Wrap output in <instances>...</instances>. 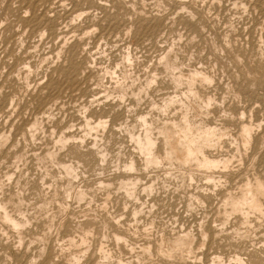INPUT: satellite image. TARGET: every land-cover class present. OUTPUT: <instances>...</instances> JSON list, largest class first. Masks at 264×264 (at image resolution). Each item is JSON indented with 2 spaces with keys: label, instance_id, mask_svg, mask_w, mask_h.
<instances>
[{
  "label": "rangeland",
  "instance_id": "rangeland-1",
  "mask_svg": "<svg viewBox=\"0 0 264 264\" xmlns=\"http://www.w3.org/2000/svg\"><path fill=\"white\" fill-rule=\"evenodd\" d=\"M194 1H195V3L197 2V4L199 3V6L197 4H195ZM237 1H239V2L236 3ZM240 1H242V0H231V1L230 0H183L181 2H178V0H122V1L121 0H56V1L55 0H38V2H37V0H36V1H32V4H31V3H29L30 0H28V1L27 0H0V22H1L0 23V101H1L0 102V104H1L0 105V133L4 132L3 135L6 133L5 136H7V141L9 140L5 144L0 145V178H1L0 181L4 182V185H5L3 187V191L4 190L7 192L9 191L8 193L10 194V196L8 193H7L8 195L6 194L8 197L13 196V195H11L12 193H10L11 191L15 192V195L18 193L17 196L20 194V198H22V200L25 201V202L23 201V205L24 204L25 205L22 206L23 207L22 211L28 217L32 216L31 213L33 214L34 212H36V211L38 212L41 209V211L38 212L39 214H37V212L33 214L34 215L33 219L34 218L35 219L34 220L32 219V220L34 222L33 223L31 222L29 231L28 232L26 231L24 233L25 236H23L24 237L23 241H25V243L23 242L22 245H18V243L16 241L17 238H14L16 236L13 235L11 237L12 233L9 230H8V232H10V233H8V234L9 235L11 234V235L10 236L6 235L5 232H7V230L3 229L6 227L2 226L0 224V227L2 226L0 228L1 229L0 232H2V229L4 231V234L0 233V236L5 238V240L2 239L3 241H0V251H2L0 253V257H1L0 258L1 259L0 264H9L12 262V260L14 261V262H12L13 264H16V263L23 264L22 262H24L25 264H32V263H34V264L35 263H37V264H39V263L45 264L46 263L47 264L48 261H49L48 264H54V263L58 264V262L60 260H61V262H59V264H61V263L64 264V259H65L64 256H66V254H67V250H66L67 247L66 246H68V244H70V242L72 241L71 239L74 238L71 245L74 244L76 246L73 245L74 246V249H73V248H71L73 246L69 245L70 249H73V251L68 249L69 253L67 255H69L72 252L75 253L76 251L78 252L79 250H82V248H84V246L81 245L80 242H78V241H80L79 238H83V236H88V239L90 236H91L90 238H93L92 240L89 239V241H92L91 243L89 242L90 246L92 245V247H89V248H93L96 240H102L104 247L106 249H108L113 254V259H115L119 254V256L122 257L124 260L130 261V262L132 261L131 262L132 264H134V263L135 264H153L154 262H155L154 264H160V263L161 264H169V263L172 264V262H173V264H180V263L182 264V262L184 263V261H182L179 256L172 257L174 259L168 258L166 260L165 259L166 257H163L156 252V248H157V245L159 244V241H160L159 239H161V237L164 238V236H165L168 239L174 240L175 237L180 235V233H181V235L182 234L184 235L187 231L193 232L194 236L198 239V240L196 239L194 242V244H195L194 249H197V251H195V252H198V251L200 252V254H199V252L197 254H199L200 255L199 257H201L200 262H202V260H203L202 264L204 263V261H205V263L209 264V262H208L209 260H210V264H211V256H210V259H208L209 253H210V255H212L211 253H213V255L219 254V256L222 258L224 264H228L229 262L231 264H233V261L235 264V260L232 259L235 256H239L240 258L243 257L242 258L243 260H245V258H246L247 261L249 259L250 260L249 263L251 262L253 264H258V263L260 264L258 256L260 257V255H261L262 256L261 258L262 259L264 258V217L258 216L259 217V219H258L256 214L255 215L253 214V216L251 214L250 215L251 218L249 217V220L252 219L254 216L256 218H254L255 221L252 219V220H250V222H248V223L246 222V224L248 225L247 226L245 224L244 220H242V218L239 216V214H233V216L231 215L229 217V219L226 221V224H224L225 220H224L223 215H221L220 213L218 214V212H220V211H217V210L219 209V205L221 204L220 199L223 195H219V194H221V192L217 188L219 186L223 187L224 184H222V183L225 182L224 179H226V177L225 178L223 177L224 179L222 177L220 178V181L222 180L223 182L221 181L220 185L216 188V191H214L212 187L210 188L209 186L205 185V184H207L206 183L207 181L203 178V176H201V173L199 174V172H197V171H195V174H199V175H196L197 177L192 182H189V181L183 182V180L181 181V179H180V177H182L180 175H182L183 171L176 164H173L174 166L173 165L167 166V163H163V165L157 167V169L153 168V167H152L153 169H151V167L146 168L144 166L143 156L139 152H136L137 149L135 150L136 147L134 145L133 140L131 139L132 134L135 135L136 132L137 133L141 132L142 126H139V125H141L139 115L145 116L147 114L145 117L147 118L148 121L151 120L150 122H152L153 124H154V122H156V124H160L161 122H164L163 120H165V119H166L165 121H168V122L172 121V120L179 121V119H180L179 116L181 114V112H180L181 109L179 110V108L181 107V105L182 106L185 105L186 102H191V101L194 102V100L197 103L203 101L202 103H199V104H201L205 110L203 109V111L201 113H199L198 115L196 114L197 116L193 115L191 118L193 120L195 119L194 121H196V122H201V123L203 122V124L205 122L206 125H210V126L214 125L215 127L218 126L217 128L220 129V131L222 133H224V137H223L224 140L222 139L223 143H221V145H220L223 147L217 148L218 150L216 148L215 149H208L209 152H207V153H209V155L215 156L217 158H224L225 157V158H230L229 160H231V158H232V160L230 161V162H232V163H230L231 166H228V167L233 168V171H231V172H234V173L231 174L232 176L227 177L230 179L229 180L227 179V181L225 183V187L228 188V186H229V190L231 192H235L238 190L239 186H241L245 183L244 181H246V178L247 179H254V176L255 177H257V176L261 177L262 175H259V174H262V173L264 175V158H263L264 157V142H263L264 141V138H263L264 137V133H263L264 129H260V128H264V9H263L264 8V0H261V1L260 0H243L242 2H240ZM249 1L251 3H249ZM177 2H178V4H177ZM186 2H187V4H186ZM189 2L192 3V5H190ZM241 3L243 5L245 3L246 4H245V6L242 5L243 8L240 9L241 6L239 7V5H241ZM42 4L44 6H42ZM235 4L238 8L235 6ZM186 5L191 10L187 9V7H185ZM194 6H195L196 10H200V12L198 11L199 13L197 11H194ZM201 6H202V8H201ZM203 6H205V8H203ZM262 9H263V11H262ZM30 10H32V11H30ZM201 10H202V12H201ZM194 12H195V14H194ZM189 14H190V16H189ZM192 18H193L194 24L190 20ZM30 20H32V21H30ZM185 20H188V22H186ZM189 21H191V22H189ZM157 28H159V29H157ZM10 29H11V31H10ZM62 32H63V34H62ZM80 36L82 37L81 39H83L81 42H79ZM62 41L64 44H62ZM67 41H69V42H67ZM73 41L76 43H74ZM61 45H63L62 46L63 48L60 47ZM257 46H258V48H257ZM59 48H60V51H59ZM82 48L84 49L83 52L85 54L82 52V50H83ZM236 48L238 50H236ZM170 49H171V51H170ZM172 51L175 52L174 53L175 55L177 52V55L175 56L172 53ZM67 53L69 55H67ZM165 53H166V55L164 56ZM127 54H129V56H127ZM80 55L82 58L80 57ZM87 55L88 56L91 55V56H89V58L90 57L91 58L87 59ZM169 55H170V57H169ZM177 56L179 59L177 58ZM67 57H68V59H67ZM162 57H167L171 61L177 62V63L174 62L177 65L176 66L177 69H175L173 71L174 74L176 72L177 73L180 72V70L182 71L183 74H185V73L188 74L193 70L194 71L195 70L200 71L199 69H201L203 74H208L209 76L208 75L207 76L209 78H212L213 80L210 79L208 81L209 82L208 85L207 84L201 85V83L199 81H197L195 88L198 89L196 91L197 93L198 92L203 93V91H204L205 94L203 93V95H205V96L208 95L207 97L210 98L211 102H209L208 105L206 103H204V101H205L204 99H206V97L203 96L201 93H198V97H192L193 99L191 98V96L189 97V95L187 93H185V92H187V89H188V85H185V84H187V83H185L186 81H183L184 83L183 82L181 83V86H185V87H181L180 84L175 85L171 81L172 75H170V73H167V71H165V69H163L164 66H163ZM174 57H175V59H174ZM79 58H81V60H79ZM83 58L86 59L87 61H85ZM159 58L161 59L160 62L162 64L159 62ZM176 59H178V60L176 61ZM62 60L63 61L65 60L64 63L67 60V63H65L66 65L62 62ZM89 60H93V62H91ZM179 60H181V61H179ZM88 61L91 63H94L95 66L93 64L92 65L94 66V70H97L98 74L95 71L93 73L92 72L93 69L90 70L89 68H86V69H89V70H87V72H89V73L84 72L86 70L85 67H86ZM82 63L84 65H82ZM131 63H133V64H131ZM237 63H239L241 66ZM55 64L56 65L59 64L57 66V67H60L59 70H58V68H56ZM78 64H79V66H78ZM207 64H208V66H207ZM67 65H69V66H67ZM97 65H99V66H97ZM49 67L50 68L52 67V68L50 69ZM78 67L80 68L81 71L78 70L79 69ZM82 67H84V69H83L84 71L82 70ZM156 67H160V68H158V72H161V73H157ZM54 68H56L57 70ZM49 69L51 71L53 70V72L55 71V75L53 72L51 73ZM24 70H26V71H24ZM82 71H83V73H82ZM106 71H107V73H106ZM152 71H154V72H152ZM22 73H23V75H22ZM57 73H59V76ZM84 74H86V75H84ZM148 74H150V75H148ZM156 74L157 75L160 74L157 76L159 78V80H158V78L156 79L154 77V76H156ZM91 75L92 76L94 75V76L91 78ZM99 75H102V76L99 77ZM121 75H124V76H121ZM53 76H54V78H53ZM72 76H74V77H72ZM96 76L99 78H97ZM111 76H112V78H111ZM146 76H149V77L151 76L152 77V78L150 77L151 79H153V77L155 78V79H153L152 83L149 84V86H146V83L149 79ZM81 77L83 78L82 80L80 79ZM124 77L125 78L127 77L128 79L127 78L124 79ZM69 78L70 79L72 78V79L70 80ZM96 78L99 80H97ZM115 78H116V81H115ZM66 79H68V80H66ZM145 79H147V80H145ZM151 79H149V80H151ZM49 80H50V82H48ZM80 80H81V82H80ZM156 80H157V82H156ZM97 81L99 84H97ZM131 81H132V83H131ZM60 82H61V84H60ZM90 82H91V84L93 83L94 85L93 84L90 85ZM144 82H146V83H144ZM24 83L26 84V86ZM47 83H49V84L45 85V87L47 88L46 89L43 86H44V84H47ZM17 84H19V85H17ZM139 84L142 85V88L145 86L144 87V88H146L145 91H143L141 93L138 92V90L140 89L139 87H141ZM153 84L155 86H153ZM124 85L126 87L125 88L126 90L123 88ZM199 85H201V86L199 87ZM88 86H90V87H88ZM119 86H121L124 89V90H122L123 91V97H122L123 100L121 99V102H119V100H120L119 99L120 94H118L119 91H118V89H117V91L115 89L116 87H119ZM172 86H174V88ZM176 86L177 87L179 86L180 88L179 87L177 88ZM206 86H208V87H206ZM61 87L63 88V91H62ZM86 87H87V89H86ZM135 88H136V90H134ZM41 89H42V91H41ZM43 89H45V90L43 91ZM112 89H113V91H112ZM37 90H38V92L40 90L39 95H37L38 94ZM206 90H207V92H210V94L206 93ZM45 91H47V93ZM58 91H60V92H58ZM146 91H148L150 93L148 94V92H146ZM125 93H126V95H125ZM211 93H212V95H211ZM56 94H57V96H56ZM71 94H72V96H71ZM88 94H90V95H88ZM143 94H145V95H143ZM182 94H184V95H182ZM142 95H143V98H142ZM176 95L178 96V98ZM60 96H62V97H60ZM103 96H105V98L106 97L107 98L105 99ZM186 96L189 98L187 99ZM91 97L97 98V99H93L95 101H92ZM99 97H103V99H105L106 102L104 100L102 101V99ZM200 97H201V99L202 98L203 99L201 100ZM168 98L169 99L174 98L176 100V102L174 100L175 103L174 102H173L174 104L171 103V105L169 107L170 109L167 108L168 111H166V113H165L164 111H161V109L163 108L162 106H165V103L167 102V100H169ZM184 98H185V100H183ZM198 98L200 99V101ZM212 98L213 99L215 98L214 99L215 101ZM98 99L101 100L102 102L99 101ZM117 99H119V100L117 101ZM132 99L135 100V103H133ZM140 99H142V100H140ZM186 99L189 101H186ZM88 100L90 102L92 101L94 104L92 102L90 103ZM212 100H213V103H212ZM181 101H182V104L180 103ZM113 102H116V103L118 102V103L116 104ZM105 103H107V104H105ZM119 104H121V105H119ZM122 104H123V107H122ZM85 105L86 106L88 105V107H86ZM159 105L162 108H160ZM173 105L175 108H177L176 111L174 110L175 108L173 107ZM89 106L91 107V109ZM177 106H180V107L178 108ZM48 108H50V109H48ZM82 108L84 109V111H82ZM92 109H94V110H92ZM177 110H179V111H177ZM110 111H112L113 113L115 112L114 115ZM206 111H208V112L206 113ZM116 112L118 114H116ZM174 112L176 114H174ZM48 114H50V117H52V120L48 116ZM203 114H205V115H203ZM84 115H85V118L83 117ZM34 116L35 117L37 116L38 119H37V117L35 118ZM87 116H88V118H87ZM172 117L174 119H172ZM99 118H100V120H107L106 121L107 127L105 128L107 130H105V129H104L105 131L100 130L101 132L98 131L96 134H95L94 130H92L89 133L87 130L85 131L84 128L88 129L85 125V119L88 120L89 122H92L91 125H93L94 123L97 122L96 121L97 119L99 120ZM168 118H170V119L168 120ZM199 118H200V121H199ZM35 119H37L40 122L41 125H39V126L40 127L42 126V127L40 130H37V129H39V128H37L36 129L37 131L32 130L33 131V133H32L31 128H29V127L32 126L31 123L33 122V120L35 121ZM41 119H43V120H41ZM240 119H242V120H240ZM119 120L121 121V123ZM238 121H239V123H241V122L250 123L252 121L250 124L253 126L254 131H252V134H251L252 140H251L250 146L251 145L255 146V143H256L257 150H256V147L252 148V146L251 147L248 146L247 150L245 149L243 152L242 149H244V148H242L243 146L241 147L242 138L238 137V134L240 135V131H239L240 127L239 126L241 125V124L239 125ZM82 122H84V123H82ZM254 122L257 124V126ZM257 122L259 123V125ZM119 124H121L123 126H121V125L119 126ZM156 124H154V125H156ZM83 126H85V127H83ZM123 127H124V129H123ZM256 127L257 128L259 127V128L257 129ZM108 128H109V130H108ZM127 130L130 132H128ZM258 130H260V131L263 130V131L260 132ZM62 131H63V133H66V136L70 135L69 137L67 136L68 137V141H67L68 145L66 144L67 147H64L65 149L64 148L59 149L58 148L59 146L56 145V143H55L57 138L61 134H63ZM84 131L87 132L86 135L84 134L85 133ZM92 132L94 133L95 136L92 134ZM103 132H104V134H103ZM2 133H1V135H2ZM49 133H51L52 136ZM63 135H65V134H63ZM100 135L103 137H101ZM229 135H231V136H229ZM257 135H259V136H257ZM80 136H82L81 139H80ZM261 136L263 138V139L260 138L262 141L258 138ZM53 137H55V138H53ZM71 137H73V138H71ZM83 137H85V138H83ZM51 138H52V140H51ZM102 138H103V140H101ZM108 139H109V141H108ZM257 139L259 141H257ZM93 140L95 142H97L95 144V145L98 144L97 146H95L94 143L89 144V142H94ZM52 141L55 144H53ZM69 141H71V143ZM240 141H241V143H240ZM76 142L77 143L79 142V145H77ZM132 142H133V146L131 144ZM261 142L263 144L262 146H260ZM9 143H11L12 146ZM81 144H83V146ZM86 144L90 145V146H87ZM80 145H81V147H80ZM99 145H103V146H99ZM6 146H8V147H6ZM72 146H73V148H72ZM236 146L239 147V149L238 148L235 149ZM258 146L261 147L262 149L261 148L259 149ZM9 147L11 150L9 149ZM53 147H54V149H52ZM55 147L57 148V150L55 149ZM70 147H71V149H69ZM88 147H92V148L89 149ZM63 149H64L65 153H67V150H68V152H70V151L71 152L69 153V155H68V153L64 154ZM93 149H94V151H93ZM97 149L98 150L99 149L100 150H103V149L106 150L107 149L108 151H110L111 155L108 154L109 153L108 151H106L108 157L106 155L105 161L103 162L100 160V156L99 155L96 156V154H95V151ZM165 149L166 148L160 144V140H159L157 153L161 156L162 154H164L165 151L163 152V150H165ZM7 150H9V151L7 152ZM124 150H125V152H124ZM237 150L240 152L238 153ZM252 150H253V152L256 151V153H253ZM47 151H55V152L57 151L58 153L57 152L56 153L58 154V157H59L58 159L60 161H63L67 164L73 163L72 165L74 167L76 166L75 168L78 167L79 169L77 168V170L79 171V174L80 173L81 174L78 175L77 179L70 180L72 183L70 182V184H69L68 183L69 178L65 174L64 169L60 165L55 166L57 164H52L51 162H49L47 160L50 164H52V165H50L52 167H49V163L47 161L44 160V163L42 162L43 161L42 159L39 161L40 153L43 156V153H46ZM85 152H86V154H85ZM243 153H245V154H243ZM9 155H12V156L9 157ZM41 155H40V157H41ZM63 155H65V156H63ZM241 155H243V156H241ZM35 156H37V158H39V159L37 160ZM83 156H84V158H82ZM87 156H89V157H87ZM92 157H94V159ZM87 158H91V160L87 159ZM131 158H132V160H134L137 169L132 171L133 173L132 172L126 173L124 170L125 160L127 162V161L131 160ZM18 159H20V160H18ZM27 159H29V160H27ZM139 159H142V160L140 161ZM67 160H69L70 162L69 161H68L69 163L66 162ZM123 160H124V163H123ZM90 161H92L91 163L93 164V166H91V164L90 165L88 164V163H90ZM94 161H95V164L97 163L98 165H95ZM238 161H239V163H238ZM45 162H47V163H45ZM122 163H123V165H120ZM43 164H45V165L48 164V165H46V167L48 166L47 167L48 169ZM165 164H166V166H165ZM94 165H95V167L101 165L104 168L101 169L102 167L100 166V168L95 169ZM90 166L92 168H90ZM142 166H144V167H142ZM170 167L172 170L170 169ZM239 167H241L240 170L238 169ZM144 168L146 171L144 170ZM229 168L228 169L226 168L225 170L230 171L231 168L230 169ZM44 169L47 171H45ZM93 170H95V171H93ZM120 170L123 172V174ZM238 170H239V172H237ZM48 172H50V173H48ZM7 173H9L11 175L13 173L14 176L16 174V177L18 179L15 177L16 181L13 183V181L15 180L14 178H12L13 175L11 176ZM120 173H121V175H120ZM50 174H51V176H50ZM17 175H19L20 178ZM40 175L42 177H40ZM235 175H237V176H235ZM198 176L201 178H199ZM9 177H11L12 179ZM128 177L129 178L138 177L139 178V185H142V186L145 183L146 184L153 183V192L152 193L154 194V196H151V195H153L152 193H149L150 195H146L147 193L139 190L138 193H143V195L142 194L138 195V200L133 199L132 200L133 202H132L130 199H128V201L130 203L132 202L134 204H132V203L129 204V202H124L123 201L124 199H122V196H121V192L123 189H121V187H119V185H120L119 183L121 182V180H123L124 178H128ZM167 177H169V178L171 177L170 179L168 178L170 181H168ZM263 177L264 176H262V178ZM7 178L9 180H7ZM23 179L27 180V184L25 182L23 183ZM37 179L40 180V182ZM152 179L155 181H153ZM6 180L8 181V183H10L12 181L11 183L13 185L5 182ZM28 180H30V182ZM34 180L38 181L37 183H35L36 186H35V184H33ZM163 180H166V182ZM263 180H264V178H263ZM19 181L21 182V184H19L20 183ZM36 181H34V182H36ZM163 182H165V183L162 184ZM181 182H183L184 184H182ZM15 184L16 185L18 184L19 186L18 185L15 186ZM28 184H29V186H28ZM32 184L34 185V187ZM51 184H53V185H51ZM67 184L69 186H67ZM107 184H109L108 185L109 187L105 186ZM165 184H166V186H165ZM190 184H191V186H190ZM8 185H10L9 187H11V185H12V187L9 189ZM41 185H47V186H41ZM55 185L59 189L54 188ZM102 185H104V186H102ZM182 185L185 186L183 189H181ZM20 186L21 187L24 186V187L21 188ZM99 186H101L100 190L96 189V188H99ZM142 186H140V187L142 188ZM164 186H165V188H164ZM42 187H44V188H42ZM102 187H104V190L102 189ZM107 187L110 189L109 192H108ZM117 187H119V190ZM187 187H189V189ZM141 188H139V189H141ZM155 188L158 190H156ZM196 188H197V191H196ZM202 188H203V190H202ZM54 189L57 190L58 194H56L57 192L54 191ZM81 189H82V191L86 190L84 193V197H83V199H80L79 197H77L78 199H76V196H78L77 191H79ZM174 189H176V190H174ZM208 189H210V190H208ZM17 190H19V191L17 192ZM65 190H67V191L65 192ZM117 190L119 191V193L117 192ZM20 191H22V192H20ZM87 191H89V192H87ZM154 191H156V192H154ZM201 191L207 192V194L206 193L203 194V192H201ZM210 191H211V193H209ZM63 192L65 194H63ZM5 193L6 192H4V195H5ZM172 193H174V194H172ZM215 193H216V195H215ZM107 194H109V195H107ZM192 194L193 195L194 194H201V195L205 196V199H203V203L194 202V206L193 205L190 206V208L192 209L191 210V209H189V206H187V204H185V203L188 202V199L190 198L189 195L191 196ZM4 195H3V197H4ZM55 195L59 196V197H55ZM65 195L67 198H65ZM182 195H184V196H182ZM7 196H5V198H7ZM53 196L55 198H52ZM144 196H147V197H144ZM90 197H91V199H90ZM152 197H153V200H152ZM156 197L158 199H155L156 200L155 201L154 198H156ZM144 198H145V200H144ZM63 199L65 200V202L63 201ZM49 200H51L53 204ZM104 200H105V202H104ZM116 200H118L119 202L118 201L116 202ZM120 200H121V202H120ZM177 200H179V201H177ZM55 201L56 202L59 201L61 203L60 204L58 202L60 204V205L58 204L59 205L58 208L62 207V209H63V210L61 209L62 212H59L57 210L58 209V208H56L57 203ZM89 201H91V202L89 203ZM169 201L170 202L172 201L170 205H169V203H170ZM48 202L50 205H48ZM174 202H175V204L173 205ZM41 203H43V204H41ZM65 203H67V204H65ZM151 203H152V205H151ZM5 204H6V206H8L7 210H12V213L10 212L11 214L18 215V213H19L18 210H16L17 211L16 213L14 212L15 211L14 209L17 207V205H15V207L13 205L16 203H13V202L10 203V205L14 209H12L11 207H10L11 209L9 208V206H10L9 201H5ZM44 204H46V205H44ZM197 204H198V208L196 206ZM200 204H202V205H200ZM37 205H38V208H37ZM43 205L45 206L46 209L43 207ZM65 205L68 207L65 208L64 207ZM122 205L127 206V207L122 208ZM131 205H133V206L135 205L134 207L136 209L141 210V213H140L141 216L138 219L139 221L138 220L136 222L131 221V220H133V218L131 217L132 215L130 213V210L132 208V207H130ZM147 205H148V208H147ZM136 206L137 207L140 206V207L137 208ZM203 206H205V207H203ZM49 207H52L53 209L49 208ZM128 207H130L128 209L129 211L127 210ZM192 207H194V208H192ZM214 207H216V210ZM42 208H44V210ZM47 208H49L48 210H53V211H51V213L53 212L52 218H51V213H50V211L47 210ZM25 209L27 210L26 212H25ZM188 209L191 210V212H189ZM77 210H78V212H77ZM94 210H96V211H94ZM158 210L161 213L158 212ZM185 210H187V211H185ZM28 211H29V213H28ZM149 211L151 212L150 214H149ZM214 211L217 213L218 217L217 216L215 217L216 213ZM54 212H55V214H54ZM69 212H70V214H69ZM87 212H88V214H87ZM155 212H156V216L159 213H160V215L156 217ZM157 212H158V214H157ZM187 212H188V214H187ZM40 213H41V215H40ZM59 213L60 214L62 213V215H60ZM35 214H37L39 216H37ZM45 214H46V216H45ZM67 214H69L70 217ZM95 214H96V216H95ZM145 214H147V215L149 214L148 215L149 217H150V215L154 214L155 217L154 216L153 217L156 218V220L154 221V223L152 225H148L147 222H149V221H147V220H149L148 219L149 217H147ZM29 215H31V216H29ZM203 215L207 218H205ZM53 216H56V217H53ZM36 217H39V218H36ZM47 217L52 219V222L54 221V224L52 223V227H50L49 231L47 230V226H48L47 224L49 221V219L48 220L46 219ZM122 217H123V219H122ZM54 218H57V219H54ZM58 218L60 220L61 219L62 220L60 221ZM68 218H69V220H65ZM93 218H96V219H93ZM184 218H186V219H184ZM199 218L202 220L200 221ZM238 218H239V220H238ZM37 219H39L40 222ZM116 219L122 220L121 222L124 223V225L122 224V227H124L123 230L129 229L132 226L130 224L136 225L139 228V229L138 228L136 229L137 231L140 230L139 233L136 232V230H135V232L137 234L133 233V230L131 228H130L131 230L126 231L123 234L124 237L128 238V239L126 238V240L129 243H131L132 245H133V243L134 244L136 243L135 245H133V247H135V250H132L133 252H130L129 250L125 249L123 247L122 242H120L118 244H115L113 242V240H114L113 235H110V234H114L115 232H119V230H117L115 228V226H110V224L113 222V220L115 221ZM260 219L263 220L262 223L259 222ZM104 220H106L107 222L109 221L111 223L106 225V226L102 225ZM207 220H210L211 222L207 221ZM215 220H216V222H215ZM85 221H86V223H84ZM221 221L224 224L223 227H221L223 225ZM35 222H36V224H35ZM100 222H102V223L100 224ZM129 222H131V223H129ZM200 222H202V223L206 222L207 224L206 223L204 224V225H206V227H207V225H209V222L212 223L211 225H209L211 229L207 232V234L209 236H210V234H212L211 235L212 238L207 235L203 240V238L199 234L200 231H198L199 225L201 224ZM251 222L253 223L252 224L253 227L251 226ZM39 223H40V225H39ZM42 223H44V224L41 225ZM55 223L56 224L65 223V224H62V227L65 225L66 228H65V226L62 228V227H60V225H56ZM128 223H129V225L127 226ZM254 224H255V227H254ZM54 225H55V227H54ZM165 225L167 226L166 228L164 227ZM258 225L259 226L261 225V226L258 227ZM43 226H44V228H43ZM75 226L76 227L78 226L77 229L81 228L82 231L79 229H78L79 230L78 231ZM92 226H94V227H92ZM149 226H150V228H149ZM213 226L215 228H213ZM31 227L34 229L32 230ZM40 227L43 229H41ZM102 227H104V229H102ZM125 227H127V228H125ZM146 227H147V230L145 233ZM248 227H251V228H248ZM85 228L87 231L85 230ZM110 228H111V230H110ZM224 228L226 229L225 230L226 233L223 232ZM236 228L239 230H237ZM72 229H74V230H72ZM243 229L246 230L244 232L247 234V235L245 234L247 237L245 235H243L244 234ZM113 230L115 232H113ZM171 230H172V232H171ZM216 230L218 231V233L216 232ZM236 230H237V232L234 233V231H236ZM241 230H242V232H241ZM252 230H253V232H252ZM30 231H32V232L29 233ZM61 231H62V233L67 232L65 234L66 235L68 234V236L70 235V237L72 236V238H68L63 233L65 235V238H64V235L62 236ZM68 231H70V232H68ZM85 231L88 232V234L87 235H81V237H79V235L81 233L83 234ZM149 231H151V232H149ZM211 231H213L214 233L213 232L210 233ZM219 231H220V233H219ZM34 232H36L37 234H35ZM40 232H41V235H40ZM45 232H49L50 237L48 236L49 240L43 241V240H41V238H42L41 236ZM101 232H102V234H104L103 235L104 237L106 236L104 238L105 240L101 239V238H103ZM131 232L133 234H131ZM147 232H149V233L147 234ZM238 232L242 233L243 238L240 237L241 233L239 234ZM73 233L75 235H73ZM162 233L164 236L162 235ZM165 233H167L169 236L167 237V234H165ZM215 233L218 236H216ZM106 234L109 236H107ZM176 234H177V236H175ZM2 235H4V236H2ZM98 235H99V237L100 236L101 237L99 238ZM28 237H30V238H28ZM57 237H58V239H57ZM75 237H78V238H75ZM111 237H112V239H110ZM233 237H236L235 240H233L234 239ZM237 237L238 238L240 237V239L237 240L238 239ZM59 238L60 239L64 238V239H61V241H60ZM33 239H35L34 240L35 243L33 242ZM68 239H69V241L70 240L71 241L69 242ZM157 239H158V241H157ZM210 239H212V240H210ZM216 239H218V240H216ZM243 239H245V240H243ZM27 240L28 241L30 240L29 242H31V243H27L28 242ZM39 240H40V242H39ZM75 240H77V242L79 244ZM219 240L221 242H219ZM13 241H15L16 243L15 242L13 243ZM47 241L50 242L49 245L46 244ZM54 241H55V247H54L55 249L53 248ZM66 241H68L69 243ZM199 241H201V242H199ZM9 242H11L13 244L11 245ZM147 242H149V243H147ZM196 242L199 244H196ZM202 242H204L203 243L204 245L202 244ZM230 242L232 243L231 246H230ZM8 243L10 245H8ZM206 243H207V245H206ZM208 243H211L212 246H210ZM237 243H239V244H237ZM25 244H28V245H26L28 248L25 246ZM64 244H67V245H65V248H64ZM146 244L147 245L149 244L151 247V250H153V251H151L149 257L146 255L140 254L142 245L146 246ZM17 245L20 247V249ZM30 245H32V246L30 247ZM41 245H44V246H41ZM62 245H63V247H62ZM78 245L80 247H78ZM118 245H119V247H118ZM202 245H203V247L201 248ZM34 246L38 250H39V248L40 249L43 248L44 249L43 254H41L40 256H37L36 254L38 251ZM37 246H41V247L38 248ZM59 246L61 247V248H59L60 250L58 249ZM242 246H243V248H242ZM4 247H5V249H4ZM13 247H14V249H13ZM17 247L19 250L16 249ZM33 247H34V249L32 251L31 249ZM76 247L79 249H77ZM196 247H198L199 250ZM23 248L27 251H25ZM62 248H64L66 251L64 249L61 250ZM261 248H263V249H261ZM56 249L59 250L60 252L63 251L62 253L64 254V256H60L63 254H61ZM35 250L37 252L35 253V255H33ZM51 250H52V252H51ZM251 250H256L254 252L252 251L253 253L251 252L253 257L251 256V254L248 256V254L250 252L247 253L248 251H251ZM64 251L66 254L64 253ZM5 252L7 253V256H5L6 258L3 256V255H5ZM21 252H22V254H21ZM28 252H30V253L27 254ZM2 253H4V254H2ZM46 253H47V255L44 256V254H46ZM156 253L158 255H156ZM205 253L206 254L208 253V254L206 255ZM244 253H246L247 255ZM23 254H25L27 256H30V254H31V256H34V258H35L34 262L32 261V263H29L30 257H27V256L25 257V255H23ZM114 254L116 257H114ZM257 254H258V256L255 257V255H257ZM213 255H212V257H213ZM2 256H3V258H2ZM9 256H11L12 258L9 259L10 258ZM14 256H16V257H14ZM17 256L19 257V259ZM35 256L37 257V259ZM46 256L50 258V259L48 258L47 262L45 260V258L47 259ZM137 256H139V257H137ZM245 256H247V257H245ZM43 257H44V259H43ZM61 257H62V259H60ZM142 257H144V258H142ZM176 257H178V258H176ZM22 258H24V261ZM25 258H28V259H25ZM40 259L44 262L40 261ZM207 259H208V261L206 262ZM27 260H29V261H27ZM50 260L53 263L52 262L50 263ZM140 260H142V261H140ZM179 260H181L180 263H177ZM231 260H233V261H231ZM38 261H40V262H38ZM256 261L258 263H256ZM187 263H188V261H186V263H184V264H187ZM111 264H115V263L113 262ZM188 264H190V261ZM197 264H200V263H197ZM261 264H263V263H261Z\"/></svg>",
  "mask_w": 264,
  "mask_h": 264
},
{
  "label": "bare ground",
  "instance_id": "bare-ground-1",
  "mask_svg": "<svg viewBox=\"0 0 264 264\" xmlns=\"http://www.w3.org/2000/svg\"><path fill=\"white\" fill-rule=\"evenodd\" d=\"M28 1V0H27ZM32 1H36V0H30V2L29 3H31L32 4ZM56 1V0H55ZM122 1V0H121ZM181 1H183V0H178V2H181ZM231 1V0H230ZM243 1V0H242ZM242 1H240V2H242ZM261 1V0H260ZM37 2H38V0H37ZM70 2V1H69ZM178 2H177V4H178ZM185 2V1H184ZM183 2V3H184ZM233 2V1H232ZM239 1H237L236 3H238ZM248 2V1H247ZM142 3V2H141ZM145 3V2H144ZM153 3V2H152ZM190 3V2H189ZM194 3H195V1H194ZM234 3V2H233ZM249 3H251L250 1H249ZM27 4V3H26ZM34 4V3H33ZM53 4V3H52ZM180 4V3H179ZM186 4H187V2H186ZM195 4H197V2L195 3ZM194 4V5H195ZM210 4V3H209ZM214 4V3H213ZM240 4V3H239ZM246 4V3H245ZM245 4L243 5L242 3H241V5H239V7H240V9L241 8H243L242 7V5L243 6H245ZM258 4V3H257ZM25 5V4H24ZM39 5V4H38ZM62 5V4H61ZM182 5V4H181ZM189 5V4H188ZM190 5H192V3H190ZM189 5V6H190ZM198 6H199V3L197 4ZM203 5V4H202ZM233 5V4H232ZM238 5V4H237ZM261 5V4H260ZM33 6V5H32ZM42 6H44L43 4H42ZM118 6V5H117ZM179 6V5H178ZM184 6V5H183ZM235 6H236V4H235ZM253 6V5H252ZM22 7V6H21ZM133 7V6H132ZM182 7V6H181ZM185 7H187V5L185 6ZM237 7V6H236ZM258 7V6H257ZM67 8V7H66ZM65 8V9H66ZM201 8H202V6H201ZM200 8V9H201ZM203 8H205V6H203ZM211 8V7H210ZM238 8V7H237ZM27 9V8H26ZM72 9V8H71ZM187 9H190V8H188L187 7ZM193 9V8H192ZM247 9V8H246ZM256 9V8H255ZM264 9V8H263ZM263 9H262V11H263ZM20 10V9H19ZM33 10V9H32ZM32 10H30V11H32ZM122 10V9H121ZM191 10V9H190ZM203 10V9H202ZM202 10H201V12H202ZM254 10V9H253ZM193 11V10H192ZM194 11H199L200 12V10H196V8H195V6H194ZM220 11V10H219ZM234 11V10H233ZM19 12V11H18ZM43 12V11H42ZM56 12V11H55ZM89 12V11H88ZM198 12V13H199ZM53 13V12H52ZM191 13V12H190ZM46 14V13H45ZM84 14V13H83ZM192 14V13H191ZM194 14H195V12H194ZM11 15V14H10ZM193 15V14H192ZM215 15V14H214ZM23 16V15H22ZM189 16H190V14H189ZM81 17V16H80ZM192 17V16H191ZM235 17V16H234ZM25 18V17H24ZM49 18V17H48ZM130 18V17H129ZM181 18V17H180ZM185 18V17H184ZM196 18V17H195ZM194 18V19H195ZM34 19V18H33ZM50 19V18H49ZM36 20V19H35ZM191 21H192V23H193V18L192 19H190ZM199 20V19H198ZM8 21V20H7ZM30 21H32V20H30ZM186 22H188V20H185ZM191 21H189V22H191ZM197 21V20H196ZM238 21V20H237ZM42 22V21H41ZM195 22V21H194ZM1 23V22H0ZM191 23V24H192ZM23 24V23H22ZM70 24V23H69ZM194 24V23H193ZM154 25V24H153ZM64 26V25H63ZM73 26V25H72ZM89 26V25H88ZM214 26V25H213ZM49 27V26H48ZM61 28V27H60ZM107 28V27H106ZM196 28V27H195ZM263 28V27H262ZM12 29V28H11ZM11 29H10V31H11ZM37 29V28H36ZM83 29V28H82ZM142 29V28H141ZM156 29V28H155ZM157 29H159V28H157ZM199 29V28H198ZM59 30V29H58ZM14 31V30H13ZM72 31V30H71ZM84 31V30H83ZM199 31V30H198ZM230 31V30H229ZM56 32V31H55ZM60 32V31H59ZM9 33V32H8ZM14 33V32H13ZM12 33V34H13ZM210 33V32H209ZM11 34V33H10ZM9 34V35H10ZM45 34V33H44ZM62 34H63V32H62ZM150 34V33H149ZM8 35V34H7ZM66 35V34H65ZM12 36V35H11ZM77 37V36H76ZM138 37V36H137ZM80 38V39H79ZM78 39H79V42H81L83 39H81L82 37L80 36ZM66 39V38H65ZM64 39V40H65ZM140 39V38H139ZM74 40V39H73ZM67 42H69V41H67ZM71 42V41H70ZM74 42V41H73ZM74 43H76V42H74ZM174 43V42H173ZM59 44V43H58ZM62 44H64L63 43V41H62ZM73 44V43H72ZM226 44V43H225ZM94 45V44H93ZM159 45V44H158ZM172 45V44H171ZM234 45V44H233ZM258 45V44H257ZM63 45H61L60 47H62ZM63 48V47H62ZM172 48V47H171ZM230 48V47H229ZM257 48H258V46H257ZM260 48V47H259ZM30 49V48H29ZM83 49V48H82ZM88 49V48H87ZM234 50V49H233ZM236 50H238L237 48H236ZM59 51H60V48H59ZM84 51V49L82 50V52ZM87 51V50H86ZM170 51H171V49H170ZM227 51V50H226ZM234 52V51H233ZM239 52V51H238ZM246 52V51H245ZM84 53V52H83ZM87 53V52H86ZM89 53V52H88ZM168 53V52H167ZM172 53L174 54L175 52H173L172 51ZM237 53V52H236ZM66 54V53H65ZM82 54V53H81ZM85 54V53H84ZM171 54V53H170ZM179 54V53H178ZM30 55V54H29ZM67 55H69L68 53H67ZM166 55V53L164 54V56ZM175 55V54H174ZM176 55H177V52H176ZM175 55V56H176ZM263 55V54H262ZM59 56V55H58ZM57 56V57H58ZM89 56H91V55H89ZM89 56L87 55V59L89 58ZM127 56H129V54H127ZM162 56V55H161ZM191 56V55H190ZM236 56V55H235ZM80 57H81V55H80ZM84 57V56H83ZM169 57H170V55H169ZM173 57V56H172ZM82 58V57H81ZM81 58H79V60H81ZM91 58V57H90ZM89 58V59H90ZM161 58V57H160ZM159 58V62H160V59ZM177 58H178V56H177ZM67 59H68V57H67ZM84 59V58H83ZM162 59H163V66H164V68L163 69H165V71H167V73H170V75H172V77H171V81L175 84V85H179L180 84V86H181V83L183 82V81H186L185 83H187V84H185V85H188V89H187V92H185V93H187L188 95H189V97L191 96V98L192 97H198V93H201V92H196L198 89L197 88H195V85H196V83H197V81H199L200 83H201V85H203V84H207L208 85V81L210 80V79H212V78H209L208 76V74H203V72L201 71V69H199L200 71H198V70H193V71H189L190 73H188V74H183L182 73V71L180 70V72H176L175 74L173 73V71L175 70V69H177L176 68V64L175 63H177V62H173V61H171L169 58H167V57H162ZM174 59H175V57H174ZM179 59V58H178ZM178 59H176V61L178 60ZM181 59V58H180ZM27 60V59H26ZM49 60V59H48ZM60 60V59H59ZM85 61H87L86 59H84ZM125 60V59H124ZM133 60V59H132ZM241 60V59H240ZM50 61V60H49ZM56 61V60H55ZM65 61V60H64ZM64 61L62 60V62L64 63ZM89 61H91V62H93V60H89ZM87 62V65H86V67H85V69L86 68H89L90 70L91 69H93V73H94V71L98 74V72H97V70H94V63H91V62ZM130 61V60H129ZM179 61H181V60H179ZM210 61V60H209ZM242 61V60H241ZM43 62V61H42ZM75 62V61H74ZM77 62V61H76ZM83 62V61H82ZM243 62V61H242ZM250 62V61H249ZM60 63V62H59ZM65 63H67V60H66V62ZM64 63V64H65ZM84 63V62H83ZM82 63V65H84ZM134 63V62H133ZM133 63H131V64H133ZM161 63V62H160ZM94 66H93V65ZM96 64V63H95ZM162 64V63H161ZM237 64H239V63H237ZM5 65V64H4ZM56 65V64H55ZM59 65V64H58ZM58 65H56V68H58V70H59V68L60 67H57ZM62 65V64H61ZM66 65V64H65ZM64 65V66H65ZM71 65V64H70ZM183 65V64H182ZM240 65V64H239ZM67 66H69V65H67ZM78 66H79V64H78ZM97 66H99V65H97ZM132 66V65H131ZM184 66V65H183ZM207 66H208V64H207ZM241 66V65H240ZM54 67V66H53ZM71 67V66H70ZM74 67V66H73ZM84 67H82V70L84 69ZM23 68V67H22ZM50 68V67H49ZM52 68V67H51ZM50 68V69H51ZM56 68H54V69H56ZM79 68V67H78ZM96 68V67H95ZM98 68V67H97ZM125 68V67H124ZM144 68V67H143ZM157 68V73H161V72H158V68H160V67H156ZM49 69V70H50ZM77 69V68H76ZM89 69H86L84 72H86V73H89V72H87V70H89ZM181 69V68H180ZM57 70V69H56ZM78 70H80V68L78 69ZM183 70V69H182ZM24 71H26V70H24ZM81 71V70H80ZM83 71H82V73H83ZM111 71V70H110ZM205 71V70H204ZM18 72V71H17ZM44 72V71H43ZM50 72L52 73L53 72V70L51 71L50 70ZM91 72V73H92ZM104 72V71H103ZM152 72H154V71H152ZM202 72V73H201ZM54 73V75H55V71L53 72ZM90 73V74H91ZM92 73V74H93ZM106 73H107V71H106ZM137 73V72H136ZM163 73V72H162ZM205 73V72H204ZM207 73V72H206ZM245 73V72H244ZM18 74V73H17ZM50 74V73H49ZM58 74V76H59V73H57ZM96 74V75H97ZM123 74V73H122ZM125 74V73H124ZM153 74V73H152ZM166 74V73H165ZM247 74V73H246ZM256 74V73H255ZM22 75H23V73H22ZM28 75V74H27ZM84 75H86V74H84ZM83 75V76H84ZM108 75V74H107ZM111 75V74H110ZM115 75V74H114ZM148 75H150V74H148ZM158 75H160V74H158ZM157 74H156V76H154L156 79L158 78L157 76H158ZM208 75V76H207ZM39 76V75H38ZM49 76V75H48ZM57 76V77H58ZM62 76V75H61ZM82 76V77H83ZM94 76V75H93ZM92 75H91V78L93 77ZM98 76V75H97ZM96 76V77H97ZM100 76H102V75H99V77ZM109 76V75H108ZM113 76V75H112ZM112 76H111V78H112ZM121 76H124V75H121ZM129 76V75H128ZM23 77V76H22ZM37 77V76H36ZM50 77V76H49ZM52 77V76H51ZM56 77V76H55ZM69 77V76H68ZM72 77H74V76H72ZM76 77V76H75ZM80 78L81 80L83 79V78ZM99 77H97V78H99ZM120 77V76H119ZM144 77V76H143ZM147 78H149V79H151L149 76H146ZM153 77V79H155ZM169 77V76H168ZM12 78V77H11ZM21 78V77H20ZM53 78H54V76H53ZM60 78V77H59ZM86 78V77H85ZM96 78V79H97ZM103 78V77H102ZM110 78V79H111ZM127 78V77H126ZM125 77H124V79H126ZM16 79V78H15ZM18 79V78H17ZM31 79V78H30ZM70 79V78H69ZM72 79V78H71ZM70 79V80H71ZM74 79V78H73ZM128 79V78H127ZM138 79V78H137ZM142 79V78H141ZM148 79V81H147V83L146 82H144V83H146V86H149V84H151L152 83V81H153V79H151V80H149ZM14 80V79H13ZM60 80V79H59ZM66 80H68V79H66ZM65 80V81H66ZM79 80V79H78ZM81 80H80V82H81ZM87 80V79H86ZM91 80V79H90ZM94 80V79H93ZM97 80H99V79H97ZM101 80V79H100ZM104 80V79H103ZM113 80V79H112ZM120 80V79H119ZM118 80V81H119ZM145 80H147V79H145ZM158 80H159V78H158ZM170 80V79H169ZM213 80V79H212ZM115 81H116V78H115ZM125 81V80H124ZM168 81V80H167ZM14 82V81H13ZM22 82V81H21ZM20 82V83H21ZM48 82H50V80L48 81ZM83 82V81H82ZM120 82V81H119ZM137 82V81H136ZM156 82H157V80H156ZM171 82V83H172ZM198 82V83H199ZM251 82V81H250ZM41 83V82H40ZM75 83V82H74ZM110 83V82H109ZM131 83H132V81H131ZM143 83V84H144ZM160 83V82H159ZM184 83V82H183ZM211 83V82H210ZM11 84V83H10ZM23 84V83H22ZM21 84V85H22ZM25 84V83H24ZM49 83H47V84H44V88H46L45 87V85H48ZM60 84H61V82H60ZM79 84V83H78ZM93 84V83H92ZM91 84V82H90V85H92ZM97 84H99L98 83V81H97ZM122 84V83H121ZM120 84V85H121ZM129 84V83H128ZM142 84V83H141ZM17 85H19V84H17ZM20 85V86H21ZM72 85V84H71ZM76 85V84H75ZM80 85V84H79ZM94 85V84H93ZM115 85V84H114ZM118 85V84H117ZM126 85V84H125ZM125 85L123 86V88L125 89L126 87H125ZM140 85V84H139ZM162 85V84H161ZM198 85V84H197ZM201 85H199V87L201 86ZM210 85V84H209ZM25 86H26V84H25ZM66 86V85H65ZM113 86V85H112ZM136 86V85H135ZM141 87H139L140 89L138 90V92L139 93H141V92H143V91H145V89L146 88H142V85H140ZM153 86H155L154 84H153ZM18 87V86H17ZM42 87V88H43ZM88 87H90V86H88ZM173 88H174V86H172ZM177 87V86H176ZM175 87V88H176ZM179 87V86H178ZM177 87V88H178ZM181 87H185V86H181ZM205 87V86H204ZM206 87H208V86H206ZM263 87V86H262ZM15 88V87H14ZM39 88V87H38ZM41 88V87H40ZM62 88V87H61ZM73 88V87H72ZM122 87L121 86H119V87H116L115 89H116V91H117V89H118V94H120V96H119V99H117V101L119 100V102H121V99H122V97H123V91L122 90H124L123 88L121 89ZM150 88V87H149ZM155 88V87H154ZM180 88V87H179ZM210 88V87H209ZM244 88V87H243ZM32 89V88H31ZM34 89V88H33ZM37 89V88H36ZM47 89V88H46ZM66 89V88H65ZM86 89H87V87H86ZM89 89V88H88ZM101 89V88H100ZM106 89V88H105ZM200 89V88H199ZM204 89V88H203ZM202 89V90H203ZM45 89H43V91H44ZM59 90V89H58ZM93 90V89H92ZM126 90V89H125ZM131 90V89H130ZM134 90H136V88L134 89ZM149 90V89H148ZM185 90V89H184ZM209 90V89H208ZM243 90V89H242ZM22 91V90H21ZM36 91V90H35ZM41 91H42V89H41ZM61 91V90H60ZM60 91H58V92H60ZM62 91H63V88H62ZM72 91V90H71ZM98 91V90H97ZM108 91V90H107ZM112 91H113V89H112ZM115 91V92H116ZM156 91V90H155ZM178 91V90H177ZM37 92H38V90H37ZM39 92H40V90H39ZM39 92H38V94L37 95H39ZM46 93H47V91H45ZM52 92V91H51ZM77 92V91H76ZM92 92V91H91ZM125 92V91H124ZM136 92V91H135ZM146 92H148V91H146ZM181 92V91H180ZM179 92V93H180ZM9 93V92H8ZM13 93V92H12ZM11 93V94H12ZM17 93V92H16ZM71 93V92H70ZM133 93V92H132ZM145 93V92H144ZM150 92H148V94H149ZM182 93V92H181ZM180 93V94H181ZM203 93L205 94V92L203 91ZM203 93H201L202 95H203ZM206 93H209L210 94V92H207V90H206ZM58 94V93H57ZM57 94H56V96H57ZM117 94V95H118ZM20 95V94H19ZM88 95H90V94H88ZM125 95H126V93H125ZM136 95V94H135ZM138 95V94H137ZM143 95H145V94H143ZM143 95H142V98H143ZM182 95H184V94H182ZM201 95V96H202ZM211 95H212V93H211ZM11 96V95H10ZM71 96H72V94H71ZM173 96V95H172ZM177 96V95H176ZM181 96V95H180ZM203 96H205V95H203ZM208 96V95H207ZM207 96H205L206 97V99H204L205 101H204V103H206L207 105L209 104V102H211L210 101V98L209 97H207ZM210 96V95H209ZM60 97H62V96H60ZM104 98H105V96H103ZM103 97H99V98H101L102 99V101L104 100L105 101V99L107 98H105V99H103ZM121 97V98H120ZM130 97V96H129ZM138 97V96H137ZM140 97V96H139ZM168 97V96H167ZM170 97V96H169ZM175 97V96H174ZM182 97V96H181ZM187 97V96H186ZM185 97V98H186ZM189 97H187V99L189 98ZM213 97V96H212ZM216 97V96H215ZM92 98V97H91ZM134 98V97H133ZM177 98H178V96H177ZM185 98L183 99V100H185ZM33 99V98H32ZM88 99V98H87ZM93 99H97V98H92V101H95V100H93ZM111 99V98H110ZM139 99V98H138ZM153 99V98H152ZM167 99V98H166ZM169 99V98H168ZM181 99V98H180ZM186 99V101H189V100H187ZM193 99V98H192ZM195 99V98H194ZM199 99V98H198ZM200 99H201V97H200ZM200 99H199V101H200ZM203 99V98H202ZM201 99V100H202ZM213 99V98H212ZM215 99V98H214ZM213 99V100H214ZM46 100V99H45ZM91 100V99H90ZM99 100V99H98ZM115 100V99H114ZM123 100V99H122ZM133 100V99H132ZM140 100H142V99H140ZM147 100V99H146ZM164 100V99H163ZM174 98H170L169 100H167V102L165 103V106H162V107H160V105H159V107L160 108H162L161 109V111H164L165 113H166V111H168L167 110V108L168 109H170L169 107H170V105H171V103H173L174 102ZM182 100V99H181ZM191 100V99H190ZM197 100V99H196ZM213 100H212V103H213ZM13 101V100H12ZM89 101V100H88ZM91 101V102H92ZM99 101H101V100H99ZM98 101V102H99ZM101 101V102H102ZM137 101V100H136ZM139 101V100H138ZM180 101V100H179ZM178 101V102H179ZM215 101V100H214ZM1 102V101H0ZM90 102V101H89ZM90 102V103H91ZM97 102V101H96ZM106 102V101H105ZM140 102V101H139ZM175 102H176V100H175ZM174 102V103H175ZM177 102V103H178ZM203 101H201V102H199V103H202ZM34 103V102H33ZM32 103V104H33ZM89 103V104H90ZM93 103V102H92ZM113 103H116V102H113ZM118 103V102H117ZM116 103V104H117ZM129 103V102H128ZM133 103H135V100H133ZM156 103V102H155ZM163 103V102H162ZM173 103V104H174ZM181 104H182V101L180 102ZM184 103V102H183ZM199 103H197L195 100H194V102L193 101H191V102H186L185 103V105H181V107L180 106H177L178 108H179V110H180V112H181V114H180V119H179V121H175V120H172V121H165V120H163L164 122H161L160 124H156V122H154V124H156V125H154L152 122H150V121H148L147 120V118L145 117V116H142V115H139L140 117H139V119H140V123H141V125H139V126H142V129H141V132L140 133H135V135L134 134H132L131 135V139L133 140V142H134V145H135V150L137 149V151L136 152H139L142 156H143V160H144V166L147 168H149V167H151V169H153V168H156L157 169V167H159V166H161V165H163V163H167V166H170V165H173V164H176L177 166H179L181 169H182V175H180V176H182V177H180V179H181V181L183 180V182H192L197 176L196 175H199L200 173H201V176H203V178L207 181L206 183L207 184H205L206 186H209L210 188L212 187L213 188V190L214 191H216V188L220 185V183H221V181H220V178L222 177H226V179H224L225 180V182H223L222 184H224L223 185V187L221 186H219L217 189L221 192V194H219V195H223L222 197H221V204L219 205V209L217 210V211H220V212H218V214L220 213L221 215H223V217H224V224H226V221L229 219V217L232 215L233 216V214H239V216L242 218V220H244V222H245V224H246V222L248 223V222H250V220H254V218H256L255 216L252 218V219H250L249 220V217H250V215L252 214V216H253V214L255 215L256 214V216L258 217H264V180H263V178H262V176H264L263 175V173L262 174H259V175H262L261 177L260 176H257V177H255L254 176V179H247L246 178V181H244L245 183L243 184V185H241V186H239V188H238V190L237 191H235V192H231L230 190H229V186H228V188L227 187H225V183H226V181H227V179L229 180L230 178H227V177H230V176H232L231 174L232 173H234V172H231V171H233V168H229L228 166H231V164L230 163H232V162H230L231 160H232V158H231V160H229L230 158H217V157H215V156H211V155H209V153H207V152H209L208 151V149H217V148H219V147H223V146H220L221 145V143H223L222 141L224 140L223 139V137H224V133H222L221 131H220V129H218L217 127H215L214 125L213 126H210V125H206L205 124V122H204V124H203V122L201 123V122H196V121H194L191 117L193 116V115H198L199 113H201L202 111H203V109H204V107L201 105V104H199ZM88 104V105H89ZM94 104V103H93ZM105 104H107V103H105ZM110 104V103H109ZM153 104V103H152ZM151 104V105H152ZM1 105V104H0ZM7 105V104H6ZM61 105V104H60ZM88 105L86 106V107H88ZM98 105V104H97ZM104 105V104H103ZM111 105V104H110ZM119 105H121V104H119ZM118 105V106H119ZM147 105V104H146ZM179 105V104H178ZM204 105V104H203ZM32 106V105H31ZM93 106V105H92ZM112 106V105H111ZM115 106V105H114ZM211 106V105H210ZM209 106V107H210ZM84 107V106H83ZM90 107V106H89ZM122 107H123V104H122ZM129 107V106H128ZM136 107V106H135ZM153 107V106H152ZM173 107H174V105H173ZM207 107V106H206ZM208 107V108H209ZM235 107V106H234ZM41 108V107H40ZM99 108V107H98ZM157 108V107H156ZM175 108V107H174ZM211 108V107H210ZM48 109H50V108H48ZM90 109H91V107H90ZM122 109V108H121ZM154 109V108H153ZM176 109L177 108H175L174 110L176 111ZM44 110V109H43ZM92 110H94V109H92ZM101 110V109H100ZM103 110V109H102ZM115 110V109H114ZM120 110V109H119ZM133 110V109H132ZM179 110H177V111H179ZM205 110V109H204ZM208 110V109H207ZM47 111V110H46ZM52 111V110H51ZM82 111H84V109L82 108ZM116 111V110H115ZM130 111V110H129ZM154 111V110H153ZM160 111V110H159ZM160 111V112H161ZM243 111V110H242ZM48 112V111H47ZM106 112V111H105ZM113 115H114V113L112 112V111H110ZM119 112V111H118ZM208 111H206V113H207ZM52 113V112H51ZM50 113V114H51ZM73 113V112H72ZM81 113V112H80ZM110 113V114H111ZM131 113V112H130ZM163 113V112H162ZM234 113V112H233ZM50 114H48V116L50 117ZM116 114H118L117 112H116ZM121 114V113H120ZM174 114H176L175 112H174ZM52 115V114H51ZM81 115V114H80ZM153 115V114H152ZM164 115V114H163ZM196 115V116H197ZM202 115V114H201ZM200 115V116H201ZM203 115H205V114H203ZM210 115V114H209ZM117 116V115H116ZM167 116V115H166ZM35 117V116H34ZM37 117V116H36ZM35 117V118H36ZM84 118H85V115L83 116ZM136 117V116H135ZM164 117V116H163ZM226 117V116H225ZM235 117V116H234ZM40 118V117H39ZM51 118V120H52V117H50ZM87 118H88V116H87ZM91 118V117H90ZM95 118V117H94ZM101 118V117H100ZM100 118H99V120L97 119L95 122L96 123H94L93 125H91L92 124V122H89L88 120H86L85 119V125H86V127L88 128V129H86V128H84L85 129V131L87 130L88 131V133L89 132H91L92 130H94V132H95V134L98 132V131H100V130H102V131H105V130H107V129H105L106 127H107V125H106V121L107 120H100ZM113 118V117H112ZM115 118V117H114ZM137 118V117H136ZM150 118V117H149ZM156 118V117H155ZM194 118V117H193ZM240 118V117H239ZM238 118V119H239ZM37 119H38V117H37ZM37 119H35V121L33 120V122L31 123L32 124V126L31 127H29V128H31V131L33 130H35V131H37V130H40L41 129V127L39 126V125H41L40 124V122L37 120ZM57 119V118H56ZM93 119V118H92ZM153 119V118H152ZM170 118H168V120H169ZM172 119H174L173 117H172ZM237 119V120H238ZM31 120V119H30ZM41 120H43V119H41ZM47 120V119H46ZM95 120V119H94ZM136 120V119H135ZM156 120V119H155ZM197 120V119H196ZM203 120V119H202ZM240 120H242V119H240ZM4 121V120H3ZM48 121V120H47ZM50 121V120H49ZM120 121V120H119ZM198 121V120H197ZM199 121H200V118H199ZM236 121V120H235ZM248 121V120H247ZM51 122V121H50ZM123 122V121H122ZM252 122V121H251ZM250 122V123H251ZM43 123V122H42ZM82 123H84V122H82ZM120 123H121V121H120ZM131 123V122H130ZM138 123V122H137ZM238 123H239V121H238ZM250 123H244V122H241V123H239V131H240V135L238 134V137L239 138H242V143H241V141H240V143L242 144H240L241 145V147L242 148H244V149H242L243 150V152H244V150L246 149L247 150V147L249 146V147H251L250 146V143H251V134H252V131H254L253 129V126L250 124ZM255 123V122H254ZM253 123V124H254ZM258 123V122H257ZM208 124V123H207ZM256 124V123H255ZM263 124V123H262ZM53 125V124H52ZM69 125V124H68ZM109 125V124H108ZM121 124H119V126H120ZM258 125H259V123H258ZM121 126H123V125H121ZM226 126V125H225ZM256 126H257V124H256ZM261 126V125H260ZM83 127H85V126H83ZM129 127V126H128ZM221 127V126H220ZM263 127V126H262ZM37 128H39V129H37ZM69 128V127H68ZM113 128V127H112ZM127 128V127H126ZM134 128V127H133ZM257 128V127H256ZM255 128V129H256ZM259 128V127H258ZM257 128V129H258ZM37 129V130H36ZM43 129V128H42ZM105 129V130H104ZM115 129V128H114ZM123 129H124V127H123ZM128 129V128H127ZM222 129V128H221ZM256 129V130H257ZM260 129H264V128H260ZM30 130V129H29ZM108 130H109V128H108ZM130 130V129H129ZM33 131H32V133H33ZM43 131V130H42ZM84 131V132H85ZM128 131V130H127ZM258 131H260V130H258ZM263 131V130H262ZM262 131H260V132H262ZM55 132V131H54ZM101 132V131H100ZM111 132V131H110ZM124 132V131H123ZM128 132H130V131H128ZM135 132V131H134ZM225 132V131H224ZM2 133V132H1ZM1 133H0V145H2V144H5L6 142H8L7 141V136H5L6 135V133L3 135V133H2V135H1ZM36 133V132H35ZM52 133V132H51ZM51 133H49L50 135H51ZM62 133H63V131H62ZM230 133V132H229ZM239 133V132H238ZM259 133V132H258ZM263 133H264V131H263ZM8 134V133H7ZM11 134V133H10ZM42 134V133H41ZM56 134V133H55ZM63 134H65V135H63ZM63 134H59L57 137V140L55 141V143H56V145H58L59 147V149H61V148H64V147H67L66 146V144L68 143L67 141H68V137L70 136H66V133H63ZM85 135L87 134V132H85L84 133ZM92 134L94 135V133L92 132ZM91 134V135H92ZM103 134H104V132H103ZM102 134V135H103ZM111 134V133H110ZM228 134V133H227ZM260 134V133H259ZM33 135V134H32ZM54 135V134H53ZM89 135V134H88ZM226 135V134H225ZM256 135V134H255ZM30 136V135H29ZM34 136V135H33ZM52 136V135H51ZM56 136V135H55ZM95 136V135H94ZM98 136V135H97ZM101 136V135H100ZM112 136V135H111ZM229 136H231V135H229ZM228 136V137H229ZM257 136H259V135H257ZM256 136V137H257ZM31 137V136H30ZM99 137V136H98ZM101 137H103V136H101ZM235 137V136H234ZM237 137V138H238ZM53 138H55V137H53ZM71 138H73V137H71ZM82 138V136H80V139ZM83 138H85V137H83ZM100 138V137H99ZM227 138V137H226ZM259 139L260 138H262V136L261 137H258ZM264 138V137H263ZM262 138V139H263ZM223 139V140H222ZM231 139V138H230ZM255 139V138H254ZM51 140H52V138H51ZM54 140V139H53ZM89 140V139H88ZM101 140H103V138L101 139ZM160 140V144L161 145H163L166 149L165 150H163V152H164V154H162L161 156L157 153L158 151H157V148H158V141ZM228 140V139H227ZM241 140V139H240ZM261 140V139H260ZM92 141V140H91ZM94 141V140H93ZM108 141H109V139H108ZM239 141V140H238ZM254 141V140H253ZM257 141H259L258 139H257ZM256 141V142H257ZM262 141V140H261ZM13 142V141H12ZM11 142V143H12ZM53 142V141H52ZM70 143H71V141H69ZM84 142V141H83ZM82 142V143H83ZM87 142V141H86ZM133 142L131 143L132 144V146H133ZM231 142V141H230ZM264 142V141H263ZM11 143H9L10 145H11ZM54 142H53V144H55ZM74 143V142H73ZM77 143V142H76ZM90 143H94V145L97 143V142H89V144ZM104 144V143H103ZM254 144V143H253ZM261 145L260 146H262L263 144H262V142L260 143ZM52 145V144H51ZM68 145V144H67ZM77 145H79V142L77 143ZM82 146H83V144H81ZM81 145H80V147H81ZM87 145V144H86ZM98 145V144H97ZM97 145H95V146H97ZM106 145V144H105ZM108 145V144H107ZM130 145V144H129ZM224 145V144H223ZM12 146V145H11ZM76 146V145H75ZM87 146H90V145H87ZM99 146H103V145H99ZM113 146V145H112ZM239 146V145H238ZM5 147V146H4ZM6 147H8V146H6ZM69 147V146H68ZM116 147V146H115ZM254 147H256V143H255V146H252V148H254ZM259 147V146H258ZM3 148V147H2ZM72 148H73V146H72ZM89 149L90 148H92V147H88ZM101 148V147H100ZM103 148V147H102ZM105 148V147H104ZM107 148V147H106ZM114 148V147H113ZM161 148V147H160ZM236 148H238L239 149V147H235V149ZM261 147H259V149H260ZM5 149V148H4ZM9 149H10V147H9ZM25 149V148H24ZM52 149H54V147L52 148ZM55 149L57 150V148L55 147ZM65 149V148H64ZM64 149H63V151H64ZM69 149H71V147L69 148ZM77 149V148H76ZM96 149V148H95ZM108 149V148H107ZM96 150L95 151V154H96V156L97 155H99L100 156V160L101 161H105V158H106V155H107V153H106V151H108V150ZM132 149V148H131ZM251 149V148H250ZM262 149V148H261ZM11 150V149H10ZM49 150V149H48ZM51 150V149H50ZM73 150V149H72ZM120 150V149H119ZM218 150V149H217ZM256 150H257V147H256ZM5 151V150H4ZM9 150H7V152H8ZM60 151V150H59ZM70 151V150H69ZM88 151V150H87ZM93 151H94V149H93ZM6 152V151H5ZM4 152V153H5ZM12 152V151H11ZM22 152V151H21ZM44 152V151H43ZM57 152V151H56ZM55 151H47L46 153H43V156L41 155V153H40V155H41V157H40V155H39V158H37V156H35L36 157V159L38 160L39 159V161L42 159L43 161V163H44V160L45 161H49V162H51L52 164H57V165H55V166H58V165H60L63 169H64V171H65V174L68 176V183L70 184V180H73V179H77V177H78V175H80L79 174V171L77 170V168H75L72 164L73 163H69L70 161L69 160H67L66 162H68L69 164H67V163H65V162H63V161H60L58 158V152L56 153ZM71 152V151H70ZM70 152H68V150H67V153H68V155H69V153ZM74 152V151H73ZM109 153L108 154H110V151H108ZM124 152H125V150H124ZM215 152V151H214ZM237 152L239 153L240 151H238L237 150ZM242 152V151H241ZM246 152V151H245ZM252 152H253V150H252ZM16 153V152H15ZM67 153H65V151H64V154H67ZM138 153V154H139ZM219 153V152H218ZM217 153V154H218ZM253 153H256V151L255 152H253ZM8 154V153H7ZM18 154V153H17ZM61 154V153H60ZM59 154V155H60ZM85 154H86V152H85ZM84 154V155H85ZM94 154V153H93ZM213 154V153H212ZM229 154V153H228ZM241 154V153H240ZM243 154H245V153H243ZM247 154V153H246ZM263 154V153H262ZM35 155V154H34ZM75 155V154H74ZM82 155V154H81ZM80 155V156H81ZM111 155V154H110ZM113 155V154H112ZM120 155V154H119ZM219 155V154H218ZM221 155V154H220ZM2 156V155H1ZM8 156V155H7ZM10 156H12V155H9V157ZM24 156V155H23ZM63 156H65V155H63ZM62 156V157H63ZM67 156V155H66ZM90 156V155H89ZM89 156H87V157H89ZM217 156V155H216ZM241 156H243V155H241ZM240 156V157H241ZM255 156V155H254ZM8 157V158H9ZM18 157V156H17ZM34 157V158H35ZM91 157V156H90ZM107 157H108V155H107ZM220 157V156H219ZM223 157V156H222ZM228 157V156H227ZM236 157V156H235ZM23 158V157H22ZM21 158V159H22ZM64 158V157H63ZM82 158H84V156L82 157ZM86 158V157H85ZM93 159H94V157H92ZM99 158V157H98ZM264 158V157H263ZM87 159H90L91 160V158H87ZM92 159V160H93ZM130 159V158H129ZM134 159V158H133ZM250 159V158H249ZM18 160H20V159H18ZM27 160H29V159H27ZM35 160V159H34ZM66 160V159H65ZM121 160V159H120ZM140 161L142 160V159H139ZM47 161V162H48ZM262 161V160H261ZM41 162V163H42ZM47 162H45V163H47ZM48 162V163H49ZM86 162V161H85ZM89 162V161H88ZM92 161H90V163H88L89 165L91 164V166H93V164L91 163ZM122 162V161H121ZM18 163V162H17ZM32 163V162H31ZM40 163V164H41ZM100 163V162H99ZM118 163V162H117ZM123 163H124V160H123ZM123 163L122 164H120V165H123ZM238 163H239V161H238ZM237 163V164H238ZM35 164V163H34ZM39 164V165H40ZM52 164H50L49 163V167H52V166H50V165H52ZM94 164H95V161H94ZM262 164V163H261ZM16 165V164H15ZM31 165V164H30ZM43 165H45V164H43ZM46 165H48V164H46ZM46 165H45V167H46ZM95 165H98L97 163L95 164ZM95 165H94V167H95ZM119 165V164H118ZM119 165V166H120ZM14 166V165H13ZM12 166V167H13ZM59 166V167H60ZM90 166V168H92ZM101 166V165H100ZM100 166H97V167H95V169L96 168H100ZM144 166H142V167H144ZM165 166H166V164H165ZM174 166V165H173ZM172 166V167H173ZM48 167V166H47ZM46 167V168H47ZM81 167V166H80ZM102 168L101 169H103L104 167L103 166H101ZM122 167V166H121ZM153 167V168H152ZM233 167V166H232ZM238 167V166H237ZM89 168V169H90ZM176 168V167H175ZM230 169V171H228V170H225V169ZM240 168L241 167H239L238 169L240 170ZM261 168V167H260ZM263 168V167H262ZM48 169V168H47ZM62 169V170H63ZM79 169V168H78ZM137 169V167H136V164H135V162H134V160H132V158H131V160H129V161H127L126 162V160H125V164H124V170H125V172L126 173H131L132 171H134V170H136ZM140 169V168H139ZM167 169V168H166ZM170 169H171V167H170ZM19 170V169H18ZM45 170V169H44ZM61 170V169H60ZM123 170V171H124ZM144 170H145V168H144ZM172 170V169H171ZM176 170V169H175ZM178 170V169H177ZM180 170V169H179ZM239 170L237 171V172H239ZM45 171H47V170H45ZM50 171V170H49ZM82 171V170H81ZM93 171H95V170H93ZM103 171V170H102ZM121 171V170H120ZM119 171V172H120ZM146 171V170H145ZM144 171V172H145ZM155 171V170H154ZM195 171H197V172H199V174H195ZM100 172V171H99ZM122 172V171H121ZM124 172V173H125ZM169 172V171H168ZM179 172V171H178ZM196 172V173H197ZM236 172V173H237ZM14 173V172H13ZM13 173H12V175H13ZM46 173V172H45ZM48 173H50V172H48ZM47 173V174H48ZM60 173V172H59ZM133 173V172H132ZM181 173V172H180ZM261 173V172H260ZM7 174H9V173H7ZM6 174V175H7ZM21 174V173H20ZM19 174V175H20ZM64 174V175H65ZM97 174V173H96ZM110 174V173H109ZM122 174H123V172H122ZM249 174V173H248ZM9 175H11V174H9ZM11 175V176H12ZM19 175H17L19 178H20V176ZM22 175V174H21ZM98 175V174H97ZM120 175H121V173H120ZM119 175V176H120ZM127 175V174H126ZM129 175V174H128ZM141 175V174H140ZM164 175V174H163ZM170 175V174H169ZM14 176V175H13ZM12 176V178H14L15 179V177H16V174H15V176L13 177ZM47 176V175H46ZM50 176H51V174H50ZM117 176V175H116ZM118 176V177H119ZM150 176V175H149ZM157 176V175H156ZM165 176V175H164ZM168 176V175H167ZM173 176V175H172ZM175 176V175H174ZM235 176H237V175H235ZM246 176V175H245ZM40 177H42L41 175H40ZM55 177V176H54ZM113 177V176H112ZM130 177V176H129ZM124 178L123 180H121V182L119 183L120 185H119V187H121V189H123L122 190V192H121V196H122V199H124L123 201L124 202H129L128 201V199H130L131 201L134 199V200H138V195H140V194H142L143 195V193H138L139 192V190L140 191H143V192H145V193H147L146 195H150L149 193H152L153 192V183H149V184H146L145 182V184H143V186L142 185H139V178L138 177H134V178ZM199 177V176H198ZM248 177V176H247ZM252 177V176H251ZM9 178H11V177H9ZM11 178V179H12ZM17 178V177H16ZM94 178V177H93ZM109 178V177H108ZM149 178V177H148ZM154 178V177H153ZM166 178V177H165ZM169 177H167V179H168ZM171 178V177H170ZM169 178V179H170ZM199 178H201V177H199ZM198 178V179H199ZM249 178V177H248ZM1 179V178H0ZM18 179V178H17ZM35 179V178H34ZM97 179V178H96ZM121 179V178H120ZM161 179V178H160ZM166 179V180H167ZM168 179V181H170ZM179 179V178H178ZM232 179V178H231ZM3 180V179H2ZM5 180V179H4ZM7 180H9L8 178H7ZM5 181V182H7L8 183V181ZM38 180V179H37ZM44 180V179H43ZM98 180V179H97ZM153 180V179H152ZM166 180H163V181H165L166 182ZM201 180V179H200ZM16 181V179L13 181V183ZM18 181V180H17ZM29 182H30V180H28ZM34 181H36V180H34ZM33 181V184H35V183H37L38 181L40 182V180H38V181H36V182H34ZM50 181V180H49ZM54 181V180H53ZM56 181V180H55ZM75 181V180H74ZM100 181V180H99ZM118 181V180H117ZM153 181H155V180H153ZM162 181V180H161ZM202 181V180H201ZM12 182V181H11ZM8 183V184H12V183ZM20 182V181H19ZM26 183L27 184V180H24L23 179V183ZM43 182V181H42ZM102 182V181H101ZM165 182H163L162 184H164ZM183 182H181L182 184H184ZM200 182V181H199ZM32 183V182H31ZM30 183V184H31ZM47 183V182H46ZM51 183V182H50ZM72 183V182H71ZM100 183V182H99ZM116 183V182H115ZM142 183V182H141ZM19 184H21V182L19 183ZM32 184V185H33ZM44 184V183H43ZM102 184V183H101ZM106 184V183H105ZM177 184V183H176ZM187 184V183H186ZM210 184V185H209ZM13 185V184H12ZM12 185H11V187H12ZM18 185V184H17ZM16 184H15V186H17ZM24 185V184H23ZM40 185V184H39ZM48 185V184H47ZM47 185H41V186H47ZM51 185H53V184H51ZM72 185V184H71ZM109 184H107V185H105V186H108ZM114 185V184H113ZM156 185V184H155ZM161 185V184H160ZM188 185V184H187ZM204 185V186H205ZM5 185H4V182H1L0 181V224L2 225V226H5L6 228H3V229H6L7 230V232H5L6 233V235H8V236H10L8 233H12V235H11V237L14 235V236H16V237H14V238H17V243H18V245H22L23 244V242L25 243V241H23V236H25L24 235V233L27 231H29V229H30V224H31V222L33 223L34 221V219H33V214L34 213H36V212H34L33 214L31 213V215H29V216H31V217H28L22 210V206H24L23 205V201L24 200H22V198H20V194L17 196V194L15 195V192H13V191H11L10 193H12L11 195H13V196H11V197H8L7 195L9 194L7 191H3V187H4ZM10 185H8V188L10 189L11 187H9ZM19 186V185H18ZM28 186H29V184H28ZM35 186H36V184H35ZM38 186V185H37ZM40 186V187H41ZM67 186H69L68 184H67ZM102 186H104V185H102ZM111 186V185H110ZM140 186H142V188L140 187ZM157 186V185H156ZM162 186V185H161ZM165 186H166V184H165ZM165 186H164V188H165ZM190 186H191V184H190ZM205 186V187H206ZM21 187V186H20ZM22 187H24V186H22ZM21 187V188H22ZM33 187H34V185H33ZM53 187V186H52ZM96 187V186H95ZM94 187V188H95ZM100 187L101 186H99V188H96V189H99L100 190ZM109 187V186H108ZM107 187V189H108V192H109V188ZM113 187V186H112ZM119 187H117L118 188V190H119ZM160 187V186H159ZM175 187V186H174ZM180 187V186H179ZM185 186H183L182 185V188L181 189H183ZM17 188V187H16ZM42 188H44V187H42ZM41 188V189H42ZM51 188V187H50ZM54 188H58V187H56V185H55V187ZM139 188H141V189H139ZM163 188V187H162ZM167 188V187H166ZM188 189H189V187H187ZM200 188V187H199ZM15 189V188H14ZM40 189V190H41ZM56 189H54V191H56L57 192V190ZM59 189V188H58ZM62 189V188H61ZM67 189V188H66ZM102 189L104 190V187H102ZM101 189V190H102ZM106 189V190H107ZM120 189V190H121ZM156 189V188H155ZM193 189V188H192ZM207 189V188H206ZM23 190V189H22ZM69 190V189H68ZM117 190V192L119 193V191ZM156 190H158V189H156ZM174 190H176V189H174ZM202 190H203V188H202ZM208 190H210V189H208ZM207 190V191H208ZM19 190H17V192H18ZM64 191V190H63ZM67 190H65V192H66ZM75 191V190H74ZM86 191V190H85ZM85 191H82V189L81 190H79V191H77V193H78V196H76V199H78L77 197H79L80 199H83V197H84V193H85ZM186 191V190H185ZM196 191H197V188H196ZM205 191V190H204ZM204 191H201V192H203V194L204 193H206L207 194V192H204ZM4 192H6L5 193V195H4ZM20 192H22V191H20ZM42 192V191H41ZM55 192V193H56ZM70 192V191H69ZM87 192H89V191H87ZM107 192V193H108ZM116 192V193H117ZM154 192H156V191H154ZM184 192V191H183ZM219 192V193H220ZM8 193V194H7ZM29 193V192H28ZM38 193V192H37ZM76 193V194H77ZM198 193V192H197ZM209 193H211V191L209 192ZM213 193V192H212ZM7 194V195H6ZM56 194H58V192L56 193ZM63 194H65L64 192H63ZM69 194V193H68ZM93 194V193H92ZM153 194V193H152ZM172 194H174V193H172ZM189 194V193H188ZM218 194V193H217ZM3 195H4V197H3ZM51 195V194H50ZM86 195V194H85ZM88 195V194H87ZM107 195H109V194H107ZM120 195V194H119ZM180 195V194H179ZM215 195H216V193H215ZM5 196H7V198H5ZM9 196H10V194H9ZM47 196V195H46ZM75 196V195H74ZM89 196V195H88ZM116 196V195H115ZM151 196H154V194L153 195H151ZM182 196H184V195H182ZM209 196V195H208ZM45 197V196H44ZM55 197H59V196H56L55 195ZM54 196L52 197V198H55ZM64 197V196H63ZM86 197V196H85ZM119 197V196H118ZM144 197H147V196H144ZM163 197V196H162ZM189 199H188V202L187 203H185V204H187V206H189V209H191L190 208V206L191 205H193L194 206V202H196V203H203V199H205V196H203V195H201V194H192L191 196L189 195ZM217 197V196H216ZM215 197V198H216ZM51 198V197H50ZM65 198H67L66 197V195H65ZM64 198V199H65ZM105 198V197H104ZM107 198V197H106ZM165 198V197H164ZM25 199V198H24ZM63 199V201L65 202V200ZM90 199H91V197H90ZM108 199V198H107ZM155 199H158L157 197L156 198H154V200ZM166 199V198H165ZM31 200V199H30ZM126 200V201H125ZM144 200H145V198H144ZM152 200H153V197H152ZM180 200V199H179ZM179 200H177V201H179ZM219 200V201H220ZM5 201H9V205H10V203L11 202H13V203H16V204H14L13 206L15 207V205H17V209L15 208H13L11 205L9 206V208L11 207L12 209H14L15 211V213L17 212L16 210H18L19 211V213H18V215H13V214H11L12 213V210H7L8 209V206H6V204H5ZM45 201V200H44ZM48 201V200H47ZM49 201H51V200H49ZM118 200H116V202H117ZM156 201V200H155ZM208 201V200H207ZM25 202V201H24ZM54 202V201H53ZM56 202V201H55ZM59 202V201H58ZM58 202H56L57 203V207L56 208H58V206L61 204L60 202V204L58 203ZM91 201H89V203H90ZM104 202H105V200H104ZM119 202V201H118ZM120 202H121V200H120ZM133 202V201H132ZM131 202V203H132ZM135 202V201H134ZM142 202V201H141ZM140 202V203H141ZM170 202V201H169ZM172 202V201H171ZM171 202L169 203V205L171 204ZM193 202V203H192ZM8 203V202H7ZM44 203V202H43ZM43 203H41V204H43ZM51 203H52V201H51ZM80 203V202H79ZM93 203V202H92ZM103 203V202H102ZM123 203V202H122ZM130 202H129V204H131ZM145 203V202H144ZM192 203V204H191ZM205 203V202H204ZM40 204V205H41ZM53 204V203H52ZM51 204V205H52ZM59 204V205H58ZM65 204H67V203H65ZM88 204V203H87ZM98 204V203H97ZM127 204V203H126ZM132 204H134V203H132ZM160 204V203H159ZM175 204V202L173 203V205ZM44 205H46V204H44ZM43 205V207L45 208V206ZM48 205H50L49 204V202H48ZM47 205V206H48ZM89 205V204H88ZM91 205V204H90ZM103 205V204H102ZM111 205V204H110ZM136 205V204H135ZM134 205V206H135ZM139 205V204H138ZM151 205H152V203H151ZM155 205V204H154ZM200 205H202V204H200ZM217 205V206H218ZM133 205H131L130 207H132L131 208V210H130V213H131V217L133 218V220H131V221H134V222H136L138 219H139V217L141 216V210L140 209H136L135 207H134ZM150 206V205H149ZM197 206V208H198V204L196 205ZM53 207V206H52ZM52 207H49V208H52ZM65 208L66 207H68V206H64ZM123 207H127V206H124V205H122V208ZM130 207H128L127 208V210L130 208ZM134 207V208H133ZM137 207V206H136ZM140 206H138L137 208H139ZM202 207V206H201ZM203 207H205V206H203ZM10 208V209H11ZM27 208V207H26ZM37 208H38V205H37ZM40 208V207H39ZM44 208H42L43 210H44ZM49 208H47V210L49 209ZM64 208V209H65ZM113 208V207H112ZM144 208V207H143ZM146 208V207H145ZM147 208H148V205H147ZM192 208H194V207H192ZM215 208V210H216V207H214ZM218 208V207H217ZM36 209V208H35ZM46 209V208H45ZM53 209V208H52ZM62 207H59L57 210L59 211V212H62ZM77 209V208H76ZM105 209V208H104ZM151 209V208H150ZM157 209V208H156ZM159 209V208H158ZM162 209V208H161ZM160 209V210H161ZM173 209V208H172ZM188 209V210H189ZM200 209V208H199ZM42 210V211H43ZM56 210V209H55ZM106 210V209H105ZM182 210V209H181ZM192 210V209H191ZM191 210H189V212H191ZM27 210L25 209V212H26ZM40 211H41V209H40ZM40 211H38V212H40ZM48 211H50V213H51V211H53V210H48ZM47 211V212H48ZM70 211V210H69ZM94 211H96V210H94ZM129 211V210H128ZM145 211V210H144ZM143 211V212H144ZM155 211V210H154ZM153 211V212H154ZM157 211V210H156ZM178 211V210H177ZM185 211H187V210H185ZM11 212V213H10ZM37 212V214H39ZM65 212V211H64ZM77 212H78V210H77ZM76 212V213H77ZM126 212V211H125ZM158 212H160L159 210H158ZM158 212H157V214H158ZM215 212V211H214ZM28 213H29V211H28ZM27 213V214H28ZM66 213V212H65ZM107 213V212H106ZM129 213V212H128ZM151 212L149 211V214H150ZM161 213V212H160ZM160 213L157 215V216H159L160 215ZM216 213V212H215ZM37 214H35V215H37ZM47 214V213H46ZM46 214H45V216H46ZM52 214H53V212L51 213V218H52ZM54 214H55V212H54ZM57 214V213H56ZM60 214V213H59ZM69 214H70V212H69ZM69 214H67V215H69ZM87 214H88V212H87ZM143 214V213H142ZM148 214V215H149ZM167 214V213H166ZM184 214V213H183ZM187 214H188V212H187ZM191 214V213H190ZM40 215H41V213H40ZM60 215H62V213L60 214ZM126 215V214H125ZM129 215V214H128ZM147 217H149L147 214H145ZM172 215V214H171ZM201 215V214H200ZM207 215V214H206ZM37 216H39V215H37ZM44 216V217H45ZM48 216V215H47ZM95 216H96V214H95ZM110 216V215H109ZM154 216V214L153 215H150V217L148 218L149 220H147L146 218V220L147 221H149V222H147L148 223V225H152L153 223H154V221L156 220V218H154L155 216H156V212H155V216ZM156 216V217H157ZM176 216V215H175ZM178 216V215H177ZM204 216V215H203ZM202 216V217H203ZM217 216V213H216V215H215V217ZM220 216V215H219ZM43 217V216H42ZM53 217H56V216H53ZM58 217V216H57ZM60 217V216H59ZM62 217V216H61ZM69 217H70V215H69ZM73 217V216H72ZM75 217V216H74ZM113 217V216H112ZM172 217V216H171ZM199 217V216H198ZM205 217V216H204ZM218 217V216H217ZM259 217H258V219H259ZM36 218H39V217H36ZM41 218V217H40ZM91 218V217H90ZM97 218V217H96ZM96 218H93V219H96ZM130 218V217H129ZM189 218V217H188ZM205 218H207V217H205ZM214 218V217H213ZM251 218V217H250ZM33 219V220H32ZM47 220L49 219V221H48V226H47V230L49 231L50 230V227H52V223L54 224V221L52 222V219H50V218H46ZM54 219H57V218H54ZM59 219V218H58ZM72 219V218H71ZM75 219V218H74ZM112 219V218H111ZM110 219V220H111ZM122 219H123V217H122ZM161 219V218H160ZM164 219V218H163ZM184 219H186V218H184ZM200 219V218H199ZM223 219V218H222ZM221 219V220H222ZM236 219V218H235ZM37 220H39V219H37ZM60 220V219H59ZM62 220V219H61ZM60 220V221H61ZM64 220V219H63ZM65 220H69V218L68 219H65ZM108 220V219H107ZM158 220V219H157ZM166 220V219H165ZM202 219H200V221H201ZM238 220H239V218H238ZM257 220V219H256ZM74 221V220H73ZM87 221V220H86ZM86 221L84 222V223H86ZM92 221V220H91ZM101 221V220H100ZM122 220H119V219H116L115 221L113 220V222L111 223V222H107L106 220H104L103 221V224L102 225H108V224H110V226H115V228L117 229V230H119V232H115L114 230H113V232H115L114 234H110V235H113V242L115 243V244H118V243H120V242H122V244H123V247L125 248V249H127V250H129L130 252H133L132 250H135V247H133V245H135L134 243H133V245L131 244V243H129L127 240H126V238L127 237H124L123 236V234H124V232H126V231H129V230H133V233H136V232H140V230H136L138 227L136 226V225H133V224H130V225H132L129 229H127V230H123V228L124 227H122V224L124 225V223H122L121 222ZM139 221V220H138ZM177 221V220H176ZM182 221V220H181ZM191 221V220H190ZM206 221V220H205ZM207 221H210V220H207ZM223 221V220H222ZM221 221V222H222ZM230 221V220H229ZM255 221V220H254ZM39 222H40V220H39ZM58 222V221H57ZM63 222V221H62ZM143 222V221H142ZM194 222V221H193ZM197 222V221H196ZM211 222V221H210ZM209 222V225H211L212 223H210ZM213 222V221H212ZM215 222H216V220H215ZM241 222V221H240ZM257 222V221H256ZM259 222H263V220H261L260 219V221ZM47 223V222H46ZM59 223V222H58ZM67 223V222H66ZM78 223V222H77ZM102 222H100V224H101ZM129 223H131V222H129ZM129 223L127 224V226L129 225ZM201 224L199 225V230L198 231H200V235H201V237L203 238V240H204V238L208 235L207 234V232L211 229L210 228V226L209 225H207V227H206V225H204L206 222H204V223H202V222H200ZM243 223V222H242ZM255 223V222H254ZM35 224H36V222H35ZM44 223H42L41 225H43ZM56 224V223H55ZM62 224H65V223H60V224H56V225H60V227H62ZM73 224V223H72ZM80 224V223H79ZM89 224V223H88ZM126 224V223H125ZM135 224V223H134ZM137 224V223H136ZM172 224V223H171ZM198 224V223H197ZM207 224V223H206ZM215 224V223H214ZM222 224H223V222H222ZM224 224L221 226V227H223L224 226ZM229 224V223H228ZM244 224V223H243ZM252 222H251V226H252ZM33 225V224H32ZM31 225V226H32ZM39 225H40V223H39ZM77 225V224H76ZM143 225V224H142ZM168 225V224H167ZM241 225V224H240ZM239 225V226H240ZM247 225V224H246ZM1 226V227H2ZM38 226V225H37ZM45 226V227H46ZM65 226V225H64ZM63 226V227H64ZM79 226V225H78ZM77 226V227H78ZM82 226V225H81ZM80 226V227H81ZM84 226V225H83ZM144 226V225H143ZM174 226V225H173ZM193 226V225H192ZM191 226V227H192ZM215 226V225H214ZM213 226V228H215ZM245 226V225H244ZM248 226V225H247ZM246 226V227H247ZM261 226V225H260ZM259 225H258V227H260ZM0 227V228H1ZM33 227V226H32ZM31 227V228H32ZM54 227H55V225H54ZM53 227V228H54ZM62 227V228H63ZM76 227V226H75ZM77 227H76V229H77ZM92 227H94V226H92ZM148 227V226H147ZM147 227L145 228V233H146V230H147ZM165 228L167 227L166 225L164 226ZM175 227V226H174ZM198 227V226H197ZM196 227V228H197ZM212 227V226H211ZM219 227V226H218ZM245 227V228H246ZM253 227V226H252ZM254 227H255V224H254ZM41 228V227H40ZM43 228H44V226H43ZM43 228H41V229H43ZM65 228H66V226H65ZM100 228V227H99ZM125 228H127V227H125ZM141 228V227H140ZM143 228V227H142ZM149 228H150V226H149ZM148 228V229H149ZM163 228V227H162ZM194 228V227H193ZM212 228V229H213ZM244 228V227H243ZM248 228H251V227H248ZM3 229H2V232H0V233H3L4 234V231H3ZM34 228H32V230H33ZM57 229V228H56ZM59 229V228H58ZM79 230H81L82 231V229L81 228H78ZM77 229V230H78ZM89 229V228H88ZM91 229V228H90ZM93 229V228H92ZM102 229H104V227H102ZM106 229V228H105ZM108 229V228H107ZM139 229V228H138ZM144 229V228H143ZM171 229V228H170ZM195 229V228H194ZM220 229V228H219ZM237 229V228H236ZM255 229V228H254ZM1 230V229H0ZM5 230V231H6ZM8 230L10 231V232H8ZM37 230V229H36ZM46 230V231H47ZM60 230V229H59ZM65 230V229H64ZM72 230H74V229H72ZM78 230V231H79ZM85 230H86V228H85ZM109 230V229H108ZM110 230H111V228H110ZM135 230H136V232H135ZM186 230V229H185ZM189 230V229H188ZM222 230V229H221ZM225 228H224V231L223 232H225ZM237 230H239V229H237ZM237 230L236 231H234V233L235 232H237ZM248 230V229H247ZM259 230V229H258ZM40 231V230H39ZM57 231V230H56ZM76 231V230H75ZM80 231V232H81ZM87 231V230H86ZM84 232L83 234L81 233L80 235H79V237H81V235H87L88 234V232ZM244 231H246V230H244L243 229V232ZM250 231V230H249ZM32 231H30L29 233H31ZM42 232V231H41ZM41 232H40V235H41ZM44 232V231H43ZM52 232V231H51ZM68 232H70V231H68ZM73 232V231H72ZM91 232V231H90ZM93 232V231H92ZM144 232V231H143ZM149 232H151V231H149ZM149 232H147V234L149 233ZM163 232V231H162ZM171 232H172V230H171ZM184 232V231H183ZM213 231H211L210 233H212ZM216 232L218 233V231L216 230ZM241 232H242V230H241ZM241 232H238L239 234L241 233ZM252 232H253V230H252ZM14 233V234H13ZM35 234H37L36 232H34ZM33 233V234H34ZM39 233V232H38ZM58 233V232H57ZM56 233V234H57ZM61 233H62V231H61ZM64 234L65 233H67V232H63ZM62 233V236L64 235ZM76 233V232H75ZM78 233V232H77ZM132 232H131V234H133ZM161 233V232H160ZM214 233V232H213ZM219 233H220V231H219ZM222 233V232H221ZM226 233V232H225ZM28 234V233H27ZM26 234V235H27ZM60 234V233H59ZM90 234V233H89ZM92 234V233H91ZM95 234V233H94ZM98 234V233H97ZM96 234V235H97ZM100 234V233H99ZM101 234H102V232H101ZM137 234V233H136ZM135 234V235H136ZM156 234V233H155ZM165 234H167V233H165ZM171 234V233H170ZM196 234V233H195ZM216 234V233H215ZM246 233L244 232V234L243 235H245ZM5 235V236H6ZM30 235V234H29ZM28 235V236H29ZM50 234H49V232H45L44 234H42V238H41V240H43V241H45V240H49L48 239V236H49ZM66 235V234H65ZM65 235H64V238H65ZM73 235H75L74 233H73ZM104 234H102V236H103ZM107 235V234H106ZM134 235V236H135ZM144 235V234H143ZM162 235H163V233H162ZM197 235V234H196ZM212 234H210V236L209 237H211L212 238V236H211ZM235 235V234H234ZM247 235V234H246ZM245 235V236H246ZM2 236H4V235H2ZM39 236V235H38ZM52 236V235H51ZM59 236V235H58ZM68 238H72V236L70 237V235L68 236V234L66 235ZM107 236H109V235H107ZM145 236V235H144ZM164 236V235H163ZM169 235L167 234V237H168ZM175 236H177V234L175 235ZM216 236H218L217 234H216ZM220 236V235H219ZM231 236V235H230ZM239 236V235H238ZM250 236V235H249ZM1 237V236H0ZM33 237V236H32ZM50 237V236H49ZM74 237V236H73ZM91 237V236H90ZM89 237V239H93V238H90ZM95 237V236H94ZM98 237H99V235H98ZM97 237V238H98ZM101 237V236H100ZM99 237V238H100ZM106 237V236H105ZM104 236H103V238H101V239H103V240H105L104 238H105ZM161 237V236H160ZM174 237V236H173ZM172 237V238H173ZM240 237L241 238H243V236H242V233H241V235H240ZM240 237L237 239V240H239L240 239ZM247 237V236H246ZM7 238V237H6ZM13 238V239H14ZM28 238H30V237H28ZM38 238V237H37ZM52 238V237H51ZM64 238H61V239H64ZM75 238H78V237H75ZM96 238V237H95ZM98 238V239H99ZM109 238V237H108ZM130 238V237H129ZM132 238V237H131ZM199 238V237H198ZM201 238V239H202ZM208 238V237H207ZM224 238V237H223ZM234 239L233 240H235V238L236 237H233ZM5 240V238H3V237H1L0 238V241H3V240ZM8 239V238H7ZM6 239V240H7ZM36 239V238H35ZM35 239H33V242H34V240ZM57 239H58V237H57ZM60 239V238H59ZM61 239H60V241H61ZM80 239V241H78V242H80V244L81 245H83L84 246V248H82V250H79L78 252L76 251L75 253H70L69 255H67L69 252H68V249H70V247H69V245H71L72 244V241L74 240V238H72L70 241H69V239H68V241L70 242V244H68L69 242L68 241H66V242H68L67 244H68V246H66L67 247V254L65 253V245H67V244H64V248H62L61 250H65L64 251V253L66 254V256H64V254L62 253L63 251H59L60 249L59 248H61L60 246L58 247V249L59 250H57V251H59L61 254H63V255H60V256H64V264H111V263H115V264H132L130 261H126V260H124L122 257H120L119 256V254H118V256L116 257L115 256V254H114V257H116L115 259H113V254L108 250V249H106L105 247H104V245H103V241L102 240H96L95 241V245L93 246V248H89V247H92V245L90 246V243L92 242V241H89V239H88V236H83V238H79ZM110 239H112V237L110 238ZM128 239V238H127ZM197 238L194 236V234H193V232H186L184 235L182 234L181 235V233H180V235L179 236H177V237H175V239L174 240H171V239H168V238H166L165 236H164V238L163 237H161V239H159L160 241H159V244L157 245V248H156V252L158 253V254H160L161 256H163V257H166L165 259L167 260L168 258H172V257H175V256H179L180 258H181V260L182 261H184V263H186V261H188V263H189V261H190V264L192 263V264H197V263H200V264H202V262H203V260H202V262H200L201 261V257H199L200 255V252H199V254H197L198 252H195V251H197V249H194L195 247H194V242H195V240H196ZM209 239V238H208ZM214 239V238H213ZM246 239V238H245ZM245 239H243V240H245ZM248 239V238H247ZM12 240V239H11ZM31 240V239H30ZM29 240V241H30ZM67 240V239H66ZM95 240V239H94ZM198 240V239H197ZM210 240H212V239H210ZM216 240H218V239H216ZM215 240V241H216ZM28 241V240H27ZM27 242V243H31V242ZM56 241V240H55ZM55 241H54V246H53V248L55 247ZM64 241V240H63ZM76 242H77V240H75ZM149 241V240H148ZM157 241H158V239H157ZM202 241V240H201ZM201 241H199V242H201ZM206 241V240H205ZM204 241V242H205ZM209 241V240H208ZM207 241V242H208ZM241 241V240H240ZM15 241H13V243H14ZM39 242H40V240H39ZM48 242V243H47ZM46 242V244H48L49 245V241H47ZM57 242V241H56ZM59 242V241H58ZM77 242V243H78ZM90 242V243H89ZM131 242V241H130ZM156 242V241H155ZM198 242V241H197ZM196 242V244H199V243H197ZM204 242H202V244L204 243ZM214 242V241H213ZM219 242H221L220 240H219ZM242 242V241H241ZM6 243V242H5ZM11 245L13 244V243H11V242H9ZM8 243V245H10ZM16 243V242H15ZM35 243V242H34ZM33 243V244H34ZM42 243V242H41ZM65 243V242H64ZM75 243V242H74ZM140 243V242H139ZM147 243H149V242H147ZM57 244V243H56ZM63 244V243H62ZM76 244V243H75ZM79 244V243H78ZM201 244V243H200ZM210 246H212L211 245V243H208ZM231 242H230V246H231ZM237 244H239V243H237ZM15 245V244H14ZM17 245V246H18ZM26 245H28V244H25V246ZM39 245V244H38ZM58 245V244H57ZM56 245V246H57ZM74 245V244H73ZM73 245H71V246H73ZM204 245V244H203ZM203 245L201 246V248L203 247ZM206 245H207V243H206ZM208 245V246H209ZM263 245V244H262ZM7 246V245H6ZM32 245H30V247H31ZM41 246H44V245H41ZM41 246H37L38 248L39 247H41ZM74 246H76V245H74ZM74 246L73 247H71V248H73L74 249ZM107 246V245H106ZM116 246V245H115ZM198 246V245H197ZM19 247V246H18ZM18 247L16 248V249H18ZM27 247V246H26ZM25 247V248H26ZM35 247V246H34ZM34 247L31 249L32 251H33V249H34ZM62 247H63V245H62ZM78 247H80L79 245H78ZM117 247V246H116ZM118 247H119V245H118ZM200 247V246H199ZM221 247V246H220ZM245 247V246H244ZM28 248V247H27ZM26 248V249H27ZM36 248V247H35ZM46 248V247H45ZM77 248V247H76ZM109 248V247H108ZM134 248V249H133ZM141 248V247H140ZM196 248H198V247H196ZM205 248V247H204ZM219 248V247H218ZM242 248H243V246H242ZM4 249H5V247H4ZM13 249H14V247H13ZM19 249H20V247H19ZM18 249V250H19ZM24 249V248H23ZM30 249V248H29ZM28 249V250H29ZM37 249V248H36ZM55 249V248H54ZM73 249H70V250H72L73 251ZM77 249H79V248H77ZM110 249V248H109ZM112 249V248H111ZM119 249V248H118ZM261 249H263V248H261ZM8 250V249H7ZM6 250V251H7ZM12 250V249H11ZM25 250V249H24ZM30 250V251H31ZM198 250H199V248H198ZM211 250V249H210ZM229 250V249H228ZM243 250V249H242ZM13 251V250H12ZM15 251V250H14ZM23 251V250H22ZM25 251H27V250H25ZM38 251V252H37ZM37 251L35 250V252H34V254L33 255H35V253L37 252V256H40L41 254H43V252H44V249L43 248H39V250L37 249ZM54 251V250H53ZM56 251V252H57ZM151 251H153V250H151V247H150V245L148 244H146V246L144 245H142V248H141V251H140V254L141 255H146V256H148L149 257V255H150V253H151ZM254 251H256V250H251V251H248L247 253H249L248 254V256L251 254V256L253 257V255H252V253ZM2 251H0V253H1ZM4 252V251H3ZM11 252V251H10ZM9 252V253H10ZM46 252V251H45ZM49 252V251H48ZM51 252H52V250H51ZM71 252V251H70ZM116 252V251H115ZM203 252V251H202ZM206 252V251H205ZM210 252V251H209ZM226 252V251H225ZM252 252V253H251ZM20 253V252H19ZM30 252H28L27 254H29ZM33 253V252H32ZM156 253V255H158ZM256 253V252H255ZM254 253V254H255ZM2 254H4V253H2ZM15 254V253H14ZM21 254H22V252H21ZM50 254V253H49ZM58 254V253H57ZM123 254V253H122ZM206 254V253H205ZM204 254V255H205ZM208 254V253H207ZM206 254V255H207ZM212 255H213V253H211ZM238 254V253H237ZM244 254H246V253H244ZM243 254V255H244ZM259 254V253H258ZM258 254L257 255H255V257H257L258 256ZM9 255V254H8ZM17 255V254H16ZM23 255H25V254H23ZM45 255H47V253L46 254H44V256ZM56 255V254H55ZM54 255V256H55ZM59 255V254H58ZM212 255H210V253H209V257H208V259H210V256H211V264H224V262H223V260H222V258L219 256V254L218 255H216V254H214L213 255V257H212ZM235 255V254H234ZM239 255V254H238ZM247 255V254H246ZM4 257L5 256H7V253L5 252V255H3ZM3 256H2V258H3ZM21 256V255H20ZM27 255H25V257H26ZM202 256V255H201ZM10 258L9 259H11L12 257L11 256H9ZM14 257H16V256H14ZM18 257V256H17ZM27 257H30V261L29 260H27V261H29V263H32V261L34 262V256H31V254H30V256H27ZM36 257V256H35ZM47 257V256H46ZM56 257V256H55ZM133 257V256H132ZM137 257H139V256H137ZM159 257V256H158ZM245 257H247V256H245ZM262 256L260 255V257L258 256V258H259V262H260V264L261 263H263L264 264V258L262 259L261 258ZM1 258V257H0ZM6 258V257H5ZM8 258V257H7ZM32 258V259H31ZM48 258L49 257H47V259L45 258V260H46V262L48 261ZM134 258V257H133ZM142 258H144V257H142ZM152 258V257H151ZM176 258H178V257H176ZM243 258V257H242ZM242 258H240L239 256H235L234 258H232V259H234L235 260V264H253V263H249V259H248V261L246 260V258H245V260H243ZM257 258V259H258ZM18 259H19V257H18ZM23 259V261H24V258H22ZM25 259H28V258H25ZM36 259H37V257H36ZM43 259H44V257H43ZM50 259V258H49ZM59 259V258H58ZM57 259V260H58ZM60 259H62V257L60 258ZM59 259V260H60ZM138 259V258H137ZM172 259H174V258H172ZM208 259L206 260V262L208 261ZM253 259V258H252ZM255 259V258H254ZM1 260V259H0ZM21 260V259H20ZM19 260V261H20ZM55 260V259H54ZM58 260V261H59ZM128 260V259H127ZM133 260V259H132ZM151 260V259H150ZM176 260V259H175ZM181 260H179L177 263H180V261ZM40 261H42L41 259H40ZM40 261H38V262H40ZM140 261H142V260H140ZM154 261V260H153ZM174 261V260H173ZM231 261H233V260H231ZM246 261V262H245ZM252 261V260H251ZM4 262V261H3ZM12 262H14L13 260H12ZM11 262V263H12ZM16 262V261H15ZM42 262H44V261H42ZM41 262V263H42ZM49 262V261H48ZM48 262H47V264H48ZM52 261L50 260V263H51ZM59 262H61V260L59 261ZM59 262H58V264H59ZM147 262V261H146ZM151 262V261H150ZM209 262V264H210V260L208 261ZM254 262V261H253ZM1 263V262H0ZM5 263V262H4ZM11 263H9V264H11ZM23 264H25L24 262H22ZM53 263V262H52ZM138 263V262H137ZM143 263V262H142ZM155 263V262H154ZM153 263V264H154ZM169 263V262H168ZM183 262H182V264H184ZM187 263V264H188ZM204 263H205V261H204ZM203 263V264H204ZM230 263V262H229ZM228 263V264H229ZM256 263H258L257 261H256ZM13 264V263H12ZM16 264H18V263H16ZM21 264V263H20ZM32 264H34V263H32ZM35 264H37V263H35ZM40 264V263H39ZM42 264H44V263H42ZM46 264V263H45ZM54 264H56V263H54ZM62 264V263H61ZM135 264V263H134ZM161 264V263H160ZM170 264V263H169ZM172 264H173V262H172ZM181 264V263H180ZM205 264H208V263H205ZM231 264V263H230ZM233 264H234V261H233ZM259 264V263H258Z\"/></svg>",
  "mask_w": 264,
  "mask_h": 264
}]
</instances>
